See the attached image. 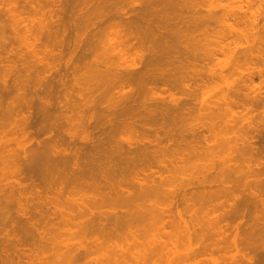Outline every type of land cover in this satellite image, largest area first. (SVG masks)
Masks as SVG:
<instances>
[{"label": "rangeland", "instance_id": "obj_1", "mask_svg": "<svg viewBox=\"0 0 264 264\" xmlns=\"http://www.w3.org/2000/svg\"><path fill=\"white\" fill-rule=\"evenodd\" d=\"M101 1H103L102 4L100 3ZM105 1L104 0H99V1L98 0H0V24L3 25L2 29L0 28V44H1L0 45L1 46L0 47V151L3 155V157H2V155H0L2 157V159L0 158V160L1 161L4 160V161H2L3 163L2 162H0V163L6 165V166L0 165V171L1 172L4 171L3 173H5V175L0 173V182H1L0 185L2 184L3 188H7L10 185L11 188L9 187L7 189L13 191V192L9 191L10 194L8 193V195L13 197L12 200H14V198L15 199L17 198L16 200H18L19 198H21V196L22 197L25 196L24 199L22 198L21 200H18V201H23L24 206L26 204V207H28V210H31V211H29L30 213L28 212L26 207H24V209H22V207H23L22 202L21 203L17 202V203H19V205L22 204L20 206V208H21V211L25 210L24 214L27 211L28 213H26V214H29V216L32 215V213H34V212L37 215V216H35V213H34L32 216H30V217L35 216V217H33V219L31 218V220H33V223L30 222L29 216L27 217L29 219H25L26 214L23 216L22 215L17 216L18 211L20 212V210H19L20 208H18L19 207L18 204H17L18 207H16V210L14 209V211H16L17 214H14L15 212L12 211V209L15 207L16 201H14L15 203L13 201H11L10 196H8L6 194V191L8 192L7 189H6V191H4V189L0 188L1 190H3L5 192V194L7 196L5 194H3L2 191H1L0 195H2V194H3V196L5 195L6 196V197H4L5 199L7 197L10 198V199L8 198L10 200V202L7 200L9 203V206H8L7 202H6V204H7L6 206L11 208L10 204H12V203L15 204V205L12 204V209H11L10 213L11 214L13 213L16 216L14 219L16 221V222L14 221V223H16V224L12 223L13 221L11 222V220H13V217H14L13 214H12L13 217H12V215L11 216L9 215L11 217V220L9 219L10 218L9 216H8L9 221L7 219H5L6 222L8 223L7 224L8 226H6V224L4 222V226H6V228H4V227L3 228L5 229L4 230L5 233L8 232L9 236L4 233V231L2 229L3 224L0 227V232L2 229V232L0 233V237H1L0 238V264H62V262H61L62 258L59 255H60V253L63 252L62 250L64 248L65 249L67 248V247H65L66 244H67V246H68V244L70 246L76 244V246L81 250H83L84 247H86V249L84 250V253H82V254H83V256L85 255L84 256L85 261L87 258V264H93V263L95 264V260L97 258H98V261L100 263L101 261L99 259L102 258V256L104 257V255H101V254L110 252V250L112 248H114V250L116 249V251H113V250L112 251H113V253L118 255L117 257H114L115 260L119 257L117 259L118 262L120 263L122 261L120 264H122L123 262L125 264H264V259H263L264 258V256H263L264 255V252H263L264 251V171L262 170V168L264 169V164L261 165V154L258 153L259 151L256 152L253 149L254 152L257 154L254 155V158H252L251 162L249 161L250 162L249 163L246 159L249 156L246 157L245 156L246 154L240 155V154H238L239 152L235 153L236 152V150H235L234 151V153L236 154L235 155V154H233V151L232 152L230 151V153H228L229 151H226L227 149L228 150L233 149V147L235 146L234 144H232V142H233L232 139H234V142H236L238 140V139L236 140V138L240 136L239 134L242 133L244 131V129L246 130L247 125L240 132H239L240 129H238V131H237L236 126L234 127V124L237 123V122L235 123V119H238V121H239L238 124L239 123L244 124V123H242L243 120H241V121L239 120L241 118H245V120H246V118H248L247 119L248 122H250V123L252 122L253 124H255V122H256L255 128L257 129V125H258V128L261 129V131L263 132V135H264V76L262 77L261 73H259V70L261 68H264V63H263L264 62L263 61L264 60V38L262 39V41L256 42V44L254 46L251 45L252 42H250V41L249 42L242 41L243 43H240V44H242V46L239 44V46H236V47L234 45H232L230 48H228V47L222 48V45L220 44V42L225 37L238 38V36H239L240 29H241V23H240V20L238 18V15L242 10V9H240L241 8V1L240 0H227V1L223 0L222 4L226 3V2H232V4H233L232 7L233 6L235 7L233 9H231L232 8L231 7V8H229V10L224 9L222 6L218 5V0H193L194 2H192L191 0H187V2H186V0H163L162 1L163 4L162 3L159 4L161 2V0L159 2L157 0V4H156V2H155L156 0H155L153 2L155 3L156 6L153 4V2H151V0H149L151 3L148 2L150 4L147 3V0L146 1L145 0H109L110 2L107 0L106 1L107 4L104 3ZM174 1L178 2L175 4L176 6L173 5ZM171 2H173V3H171ZM97 3H99V4H97ZM177 4H179L180 7L177 6ZM188 4H190V5L188 6ZM151 5L154 6V8L156 7L157 11H158V8H159V11H162L163 9L166 8L165 9L166 12H164V10L162 11L165 13V15L164 14L163 15L166 16V18L164 20H166V19L168 20V19L173 18V19H171V21L173 20L172 24H171L170 20H168L170 23L167 21L170 24V26H169V24H168V26L169 27L173 26V32H175V31L177 32V30H179L182 34V35H180L179 34L180 32L178 31L179 33H176V35L177 34H179V35H177V37H176L175 33H173V35H171L172 32H168L169 35H171L172 37L175 36L176 38H178L180 40V43H178V45H177L176 44L177 39L174 37L176 40L175 41L174 38L173 39L170 38L169 40L172 39L171 44L173 43V40L175 41V43L172 44V46L170 45V47L172 48L173 46L176 45L178 50H184V52H187V48H189L188 43H191V46L189 45L190 50L188 49L190 51L191 55L190 54L189 55L188 54H180L182 51H179L180 52L179 55L177 53L175 54L174 52L175 51L177 52V50H174V48L176 49V47H174L173 49H170L173 52L169 50V47L166 48V50L165 49H162L163 51L160 50L161 48L164 47V45L166 47V44H163V46L161 45L162 47L161 46L157 47L161 42L158 40H160V38L163 36H160V38H159L156 35L155 40H153L154 38L150 34H148V35L141 34L142 35L141 37H143V38L134 39V40H136V41H134V43L136 42L135 43L136 47L130 46L129 47L130 49L128 48L129 45L123 47L122 44H125V45L128 44L123 39V37L126 34L123 31V29L125 31H127V27H130L129 22L134 20V19H132L133 14H134L133 11H135L136 15L140 16L139 13L137 14L136 12H140V9H141V12L143 13L144 11H142V10H145V8L146 9L149 8ZM157 5H159V6H157ZM191 5L192 6L195 5V6L192 7ZM139 6L140 7L143 6V8H140ZM186 6H188L190 8H188ZM161 8H162V10H160ZM60 10H62V11H60ZM102 10H104L103 13L101 12ZM137 10H139V11H137ZM152 10H154V9H152ZM252 10L255 12H258V10H259V12H260V11L264 10V6L262 4L258 3L253 7ZM114 11H115V13H114ZM118 11H123L121 17L118 16V14L120 15V13ZM131 12H132V14H131ZM160 13L158 12L157 14H159L161 16L162 14H160ZM127 14L131 15L132 18L129 17V15L127 16ZM141 15H142L141 17H136V19L137 18L139 19L138 24L140 25V23H143V25H145V27H147L146 26L147 24L144 22H146L148 20L147 19L148 17L145 18L144 17L145 14H141ZM163 15L161 16V18H163ZM263 15H264V13H263ZM128 17H129V19H128ZM154 17H152V18H154ZM167 17H171V18H167ZM181 17H182V19H181ZM58 18L59 19L62 18V20H64L63 22L66 25L60 24V22L57 21ZM134 18H135V16H134ZM210 18H212V19H210ZM262 18H263V20L262 19L260 20L261 21L260 25H262V23L264 21V17H262ZM125 19H128L130 21L126 20L127 22H125ZM142 19H144L146 21H144ZM62 20H61V23H62ZM164 20H163V22H161L159 20L160 24L162 25V23H163L164 26L163 25L160 26L158 24L159 22L157 23L160 26V28L164 27V28L160 29V30H163V31H161V33H163L164 31L167 33V30L168 31L172 30V27L171 28L168 27L171 30H169V29L164 30L166 28V24H167V22H165ZM211 20H212V22H211ZM152 21L154 22L153 19H152ZM149 22H151V20L150 21L148 20L147 23H149ZM164 22H165V24H164ZM56 23H57V25H62V27H63V25L66 26V27H64V28H66L65 33L63 30L64 28L59 29V27L61 28V26H58V28L55 27ZM154 23L156 24V22H154ZM173 23H175V24H173ZM155 24H154V27H156V25H157V24L156 25ZM151 25L153 27L152 22H151ZM175 25H177V26H175ZM180 26H182V27H180ZM187 26L191 27L190 32L187 31V29H188ZM141 27L144 28V26H141ZM181 28L186 33L182 32ZM56 29L58 31V34L56 33L57 32ZM59 30L61 32L63 31V33H64L63 36L59 33ZM143 30H145V28ZM145 31H147V29ZM187 32H188V34L189 33L190 34L188 35ZM192 33H194V34H192ZM167 35H165L164 37H167ZM262 35L264 36V26L262 28ZM181 36L183 38H181ZM189 36L191 38L187 39V37H189ZM62 37L63 38L65 37V41L63 42V44H60L62 41L59 42L60 40L58 38L61 39ZM151 38H152V40H151ZM181 39H182V43H181ZM88 40H89V42H88ZM148 40H150L154 43H152V42L146 43V42H148ZM179 40H178V42H179ZM155 41H157L159 44L158 43L156 44ZM196 41L198 43H199V41H202L199 43V44H201V43L202 44L201 45H199V44L195 45L197 43ZM132 42H133V40H132ZM140 42H143V43L140 44L138 47V43H140ZM77 43H79L78 46H77ZM165 43H167V42H165ZM88 44H90L89 47L94 46L92 48V51H90L91 48L89 49V51H87L88 47L86 48L87 50L85 49V47ZM145 44L147 47H144ZM147 44H149V46ZM169 44H170V42H169ZM186 44H187V46H186ZM141 45H144V46H142L143 48L141 47ZM179 45H180V48L178 47ZM2 46L4 49H2ZM121 47H123L124 50H122ZM125 47H127V48H125ZM131 47H133L132 49L135 48L136 52L137 51H139V52L133 53L134 50L129 51V50H131ZM137 47H138V49H137ZM153 47H155V48L157 47V50H159V51L155 52V54H154V51H146L147 53L145 52V50H147V48L149 50H150V48H152L151 50H153ZM158 48H160V49H158ZM84 49L87 52H85ZM125 49H127L128 51L127 50L125 51ZM141 49L142 50L144 49V50L142 51ZM148 52L150 54L153 52L152 55L154 54L155 56H152V55L149 56ZM86 53H88L90 55H88ZM142 53H143V55H142ZM83 55L85 57H83ZM162 55L164 58H166L167 61H165V59L160 60V59H163V58H160V57H162ZM173 55H176V57L180 56L182 61L183 60L186 61L184 58H186V56H188V58L190 60L188 58L187 59L189 61H191L190 65H188V66L185 65V64L189 63L187 61H186L187 63H185L184 61L181 62L182 64L185 65V68H187V69L183 70L184 65L183 66L179 65L181 60L177 61V60H175L176 58H173L174 61L173 60L170 61L171 60L170 56L172 57ZM79 56H81V57H79ZM255 56H261V58L256 59ZM147 58L151 59V60L148 61ZM262 58H263V60L260 61V59H262ZM67 60H69V61H67ZM71 60H72V62H71ZM74 60L75 61L77 60V61L75 62ZM168 60L171 63H169ZM146 61L152 62V64L151 63L148 64ZM175 61L178 62V63L176 62L178 65H175L176 64ZM68 62H69V64H68ZM70 62L72 65L70 64ZM135 62H137V64ZM153 62H155V64H153ZM160 62H163V63L166 62L164 64L165 66H163V67L159 66L160 68H163V70H165L164 68L167 65L171 64L172 70L170 69L171 67H169V66H168L169 68L168 67L167 68L170 69L173 73H171V74L169 72H167V74L166 73H162V74L156 73V75H155V73H153V75H152V73H146V70H147L146 65H148V68H150L149 65L157 66V64H159ZM173 62L175 63L174 64L175 66L172 65ZM67 64L69 66H67ZM129 64H130V66H132L131 69L135 68V69H132L133 72H129L131 70L130 67H128ZM180 66H182L181 68H183L182 69L183 71L180 70L181 69V68H179ZM75 67L78 70H75ZM96 68H99L100 71L101 70L102 71L104 70V71L101 73H97L95 71ZM126 68H128L130 70L126 71L127 70ZM136 68L137 69L141 68L142 70L141 69L140 70L143 72V73L140 72L141 74H139V72H137V74H139L138 76L143 75V79H141V77H142L141 76L138 80L139 81L145 80L144 83H142V81L140 82V84L142 83V85H143V86L141 85L142 87H140L139 81H137L136 78H134L135 76L132 77V75H137L135 72V71H137ZM155 68H157V67H155ZM99 69H97V71ZM123 69L125 71V72L123 71L125 74L119 73L120 75L117 76L118 73H114L116 71L118 72L119 70L122 72ZM144 69H146L145 72H144ZM163 70H161V71H163ZM170 70H167V71H170ZM174 70H176L178 73H174L175 72ZM108 71H111V73H107ZM163 72H166V71H163ZM145 74H149V75H146L147 79L145 77ZM157 74H161L160 77H162V75H163V77H166V75L168 76V74H169V77H167V78L172 79V81H170V79H168V81H165L166 79L164 80V78H162L161 80L165 81V83L160 82L159 81L160 78L158 79L159 75L157 77ZM150 75H152V76H150ZM130 76L132 77V79H129ZM138 76H137V78H138ZM153 76H156L157 78H155ZM151 79H153V80L158 79L159 82L157 80H156L157 82L154 80L157 86L153 83V80L150 81ZM173 80H174V82H173ZM159 83H161V84H159ZM144 85H146V86L148 85V87L150 85V87H149L150 89L148 87L146 88ZM165 85H167V86H165ZM168 86H170V87H168ZM239 86H240V88H239ZM143 87H145L144 89L149 90V91L147 90L148 91L147 94L149 93V95L147 97L154 96V99H153V97L152 98L151 97L150 98L145 97L147 94H145L141 90ZM153 87L156 89V90L154 89V92H156L157 95H154L155 93L153 95H150V91H151V89H153ZM166 87H168V88H166ZM241 87H242V89H241ZM163 88L164 89L166 88V89L163 90ZM122 91H124L123 94H122ZM232 91H233V94L234 93H236V94L232 95V93H231ZM234 91H238V92H234ZM136 92H138V93L143 92L145 94V96H143L144 95L143 93L140 95L142 97H145V102L148 103L147 106H149L150 105L149 103H151L153 100H156V98H159L161 101L163 100V101L168 102L169 105L173 104L172 107L174 106V108H172L170 106H169V108L168 107H165V108H168V109L172 108L174 110L176 109L177 113H175V114H177V115L168 116V114L170 115V113H171V115H172L175 112L174 110L171 109L174 112L172 113L170 110V113H167L166 116H168L169 118L164 116L167 119L166 120L167 122H165V119H162L163 115L160 112L159 113H160L161 117L158 115V111H157V113L155 112L156 115H158V116H155V119L157 118L156 122L158 120H160V121L164 120V122L166 124L172 125L171 130L169 129L170 132L167 129L171 125L166 126L165 123H163L164 125L161 124L162 127H160V128L155 127V125L157 126V124H155L154 126L152 125V127L150 126V128H149V126H148V128L144 127V126H146L145 124L148 121L151 124L155 122L154 118L152 119L154 122H152L151 119H149L154 114L153 113L154 110H152V108H151V110L149 112L147 109V112H149L147 117L144 115H141L138 111L140 109L144 111L145 109H142V108L136 109V107L137 108H138V106L140 107V105L143 103V102L139 101L140 100L139 97H141V96H139L138 98L135 96L137 98L138 102H137L136 98L134 99V97L132 96V94H134ZM145 92H146V90H145ZM152 92H153V90H152ZM152 92H151V94H152ZM159 92H160V94L158 96ZM171 92H173L172 95H174V93H175V96H172ZM226 92H228V95L231 94L232 97H234V99L236 101L233 99L232 101L225 103V101H223V100H225L224 99L225 94L223 96V93H226ZM92 93H93V95H92ZM130 93H131V97L129 96ZM237 93H239V94H237ZM119 94H120V96H118ZM161 94L164 95V97L161 96L163 99L160 97ZM88 95H90V96L88 97ZM123 95L125 96L126 99L129 96L128 99L130 101L127 99L129 101V103L133 99L136 100L135 101L136 105H134L135 109H133L134 106L133 107L131 106L134 104L133 103L134 100L132 102L133 104L132 103L128 104V101L126 102V100L123 99L124 98ZM228 95L225 96V97H227L226 99L229 98ZM231 95H230V97H231ZM117 96L119 98L123 96L122 100L124 101L123 102L124 104L121 103L123 106L120 105L119 109L116 106L117 107V110H116L114 104L117 102L119 105L120 104L119 102L122 101L121 98L119 99V98H117ZM168 98H169V100L171 99L172 102L169 101ZM231 98H229V99H231ZM81 99H82V101H81ZM117 99H118V101L119 100L120 101L119 102L116 101ZM150 99H151V102H150ZM175 99H177L179 102V103H177L178 106H176L177 100H176V102H174ZM157 100L153 101V102H155L157 104L159 103V105L162 104V102L160 100H158V101ZM47 101L50 104H48V103L46 104L45 102H47ZM88 102L89 103L91 102V103L89 104ZM153 102L150 105V107L152 105H154V106L157 105V104H154ZM221 102H223V103H221ZM126 103L130 106H128ZM168 103L165 104V102H163L162 105L167 106ZM174 103H175V105H174ZM125 104L130 109L132 107L133 110H138V111L133 112L132 109H131L132 112H130V110L128 111L129 108H126L127 106ZM179 104L183 107V108L182 107L181 108L184 110L179 111V107H180ZM162 105H160L159 107H161ZM109 106H111V107L114 106L113 107L114 109L113 108L111 109V110H114L113 112L111 110L109 111V109L111 108V107L108 108ZM141 106H143V105H141ZM147 106H146V108H147ZM211 106L213 107L214 110L211 109L212 108ZM121 107H122V110H123V108L124 109L126 108L127 109L126 112H124L125 110L122 111ZM214 107H216V108H214ZM107 108H108V110H107ZM181 108H180V110H181ZM79 109H80V111H79ZM255 109H257V110H255ZM119 110H120V112L122 111L121 112L122 114L124 112V117H125L126 113L127 114L132 113V115L135 116V118L137 116H139L138 114H140V116H142V120L140 122L141 124L139 122L136 124H139L140 126H142V125H144V126L139 127L138 125L133 123L137 127V128H134L135 126L132 123H130L128 125L134 126V127H132L134 130L130 129L131 126L129 128L125 127V128H128V129H125L123 122L122 123L119 122L120 118H121L119 116V114L121 115V113H119ZM141 110H140V112H143ZM158 110L167 111L164 109V107L160 108V109L158 108ZM105 111L108 115H106L104 117L103 115L106 114V113L104 114ZM211 111H214V113H211ZM256 111H257V113H256ZM82 112L84 114H82ZM128 112H130V113H128ZM147 112L144 111L143 114H146ZM113 113L114 114L118 113V116L115 115L117 119H115V116ZM133 113H136L137 116ZM151 113H152V115L150 116L149 114H151ZM243 114H246L247 116L245 115L246 117L245 116L243 117L242 116ZM101 115L103 116V118L101 117ZM132 115L130 114V116H132ZM96 116L97 117L100 116L101 121H102V119H103V121L105 119L106 122H104V123L103 122H97V121H100V118H97ZM113 116H114V120H113ZM121 116L123 117V115H121ZM130 116L127 117V115H126V118L123 117L122 119L128 120L130 118ZM133 116H132V118H133ZM143 116L145 117V119L147 118L148 121L145 122L143 120ZM148 116H149V118H148ZM86 117H88V118H86ZM106 117L108 118V120H109V117L113 120V122L111 121V119L109 120L110 121L109 123L112 122L111 123L112 126L115 125V127H116L117 123L119 124V126L117 124L119 129H120V126H123L122 127L123 130L121 129L122 132L116 130L118 127L113 129L111 124H110V126L108 124V127H107V125H106L107 124V120H106L107 118ZM158 117H160V118H158ZM211 118H213V119H211ZM140 119H141V117L137 120H140ZM249 119H250V121H249ZM88 120H89V122H88ZM133 120H134V122H136V119H133ZM214 120H216V121H214ZM80 121H82L84 123L81 122L82 124L81 123L79 124ZM114 121H116L117 123L115 122V124H113ZM130 121H132V120H130ZM142 121H144L145 124ZM160 121H159V123H161ZM213 121L215 124L213 123ZM48 122H50L49 123L50 125H51V122H52V124H54V122H55L56 125H53V127H50V128H46V127L43 128L44 126H42V125H47ZM209 122L213 123L214 127L212 124H211L212 127L208 126V125H210ZM93 123H94V125H93ZM126 123L127 122H125L124 124H126ZM149 123H147V125ZM252 123L250 124V128H252V126H251ZM49 124L47 125V127L50 126ZM83 124H85V125L81 126ZM86 124H88L87 125L88 127H90L92 125H93V127H90V128H88V130H86V128H87ZM89 124H91V125H89ZM95 124H97V126L99 125L98 130H97V126L94 127ZM103 125L106 126V129L108 128L111 131L107 130V131H105L107 133H104L103 130H106V129L102 128L101 129L102 135L110 134L111 132L114 131V135H116L117 137L119 136L118 137L119 140L117 139V137L112 136V137L116 138V139L114 138V141H112V144L110 141H108V139L111 138L110 135H113V133H111L109 136H103V137H108L107 139L105 138V140H103V147H106V145L108 144L107 147L111 148L109 144H111L113 147V144L116 143L115 141L118 140L117 142H119L120 138L125 137V136L131 137V139L126 138L127 141H128V139H130V141H128V142H131L134 139H138L135 142L132 141V143L134 142V144L137 145V144H140L139 142H141L142 144L145 142L144 144H146L147 140L145 139V137H148L150 135L151 137L149 136L150 140L148 141V143L151 142L152 144L149 143L150 144L149 145L147 143L146 145H148L149 147L152 145L151 148H154L153 145L155 146V144L157 142L162 140L166 144H164L162 142H160L159 145L157 144L156 146H159L158 148L155 147V148H157V151L161 148L160 146H162V145L165 147H169L172 143L174 145L176 143V146H174V147L170 146L171 148L169 147L171 149L170 151H168V148L166 149L165 147L164 148L162 147V149H161L162 151L159 150V152L154 150L155 148L153 150L151 149L153 152L156 151L157 153L155 152L156 154L154 155V153L151 151V154L154 155V158H153V155H150V158H149L150 161H148V158L147 159L145 158L146 155L142 154V156L143 155L145 156L142 159V160L145 159L144 160L145 164L147 161H148L147 163L152 162L153 164L151 163L149 167H154L153 170H155V169L157 170L156 174H158V175H156L155 173H154V175H152V177L157 181L160 178V181L159 182L156 181L157 182L156 184L160 183V186L166 185L165 187H162V190L160 189L156 192L154 190H152V191L149 190L145 194H143V196H141L142 195L140 193L141 189L140 188L137 189V187H139V185H138L139 183H137L138 179H136V178L142 177L143 181H145L149 175L153 174L152 173L153 170H151L152 168H148L149 171L151 170V174H150V172L147 171L148 174H145L146 178H144L143 174L147 173V172H144V170L145 171L147 170V167L145 166V164H143L144 161H143V163H142V161H140L144 165V167H146V169L143 167L144 170H142V171L144 173H142V171L140 169H137L138 163L135 164L137 166L136 169H135V166L134 167L133 166H131V167L126 166L128 169L133 167L132 172H133L134 176L131 175L132 173L129 172L130 175H128V176L129 177L131 176L130 179H129V177H127V179H126V175H124L125 177L123 176V174H125L124 173L125 170L123 172L121 171L123 174L121 172L119 173L117 171V175L122 174V175H120L122 177V178L120 177L121 181L123 180V178L128 182L130 180L129 184H127V182L125 180L122 181L125 184H122L121 181L119 182V180H120L118 178L119 175L117 176L114 173H113L114 174L113 175L112 172H108V173H110L113 176L116 175L115 180L113 179L114 177L111 176L110 177V178H112L111 182H108V183H110V185H111L112 182L114 181L113 182L114 187L112 185L110 186L109 184L106 185L105 181H103V183H101L102 177H104V178L106 177L105 180L107 179L108 181H110L109 180L110 178L107 175L104 176V174H106V172L99 173L95 170V167H94V171H92V173L94 174L96 171L98 174H100V175L102 174L101 180H100V176H99V177H96V178H98L97 181H95L96 183L93 182L94 180L91 178H94L96 175L98 176V174H94L95 176L91 177L93 175L90 172L91 168L89 170L85 169L87 172H89L91 174L90 178H87V175L82 172L84 174V176L86 175L87 179L84 176H82V181L84 182V185H78L80 183L83 184V182L80 179L81 176L79 177L78 176L79 174L77 175V173H79V172L76 171V169H75L76 166L74 165V167H75L74 168L73 164L72 165L70 164L67 167L66 164H64V163L65 162L67 164H68V162L73 163L75 160V155H79L80 157L85 155V157H86L88 152L85 154L83 151L86 152L88 145H90L89 147L91 148L92 147L91 145L93 143H95V140H98V138H99V140H101L100 137L103 138L102 135H99V134H101V130H99L100 129L99 127H103ZM39 126H41V127L39 128ZM55 126H56V128H59L61 130V132H60V130L57 129V132L58 133L60 132L58 134L59 137L60 136L61 137L63 136L64 138L66 137L65 141H63L64 138L60 141L58 140L59 142L56 140L55 141L53 140V139H55L54 137L58 136L57 132L55 130L56 128L53 129ZM80 126L82 128L85 127V130L82 129ZM158 126H160V124H158ZM209 127H211V129ZM239 127H241V126H239ZM248 127H249V125L247 126V128ZM73 128L75 131L73 130ZM91 128L92 129L95 128L94 129L95 132L99 131V133H95L94 130L93 131L91 130ZM141 128L143 129V133H141L142 131H140ZM152 128L154 130L156 128L157 131L156 130L154 131ZM161 128H162V130H161ZM194 128L195 129L198 128V131L201 130V131H199L200 133L197 130H196L197 132L194 131L195 130ZM206 128H208V129H206ZM250 128H248L247 130L249 131ZM255 128L252 129V132L254 131ZM38 129L43 131V132L38 131ZM46 129H48V130L46 131ZM81 129L84 130V134H83V131L81 133ZM89 129H90V131H92L91 134L93 133L92 135L88 134L89 137H92V139H95V140L92 141L91 138H88V140L90 139L89 141H91L92 143L87 141L86 142L87 144H86L85 143V137H86L87 133H90ZM112 129H113V131H112ZM124 129H125V131H124ZM147 129H149V131ZM164 129L169 134L171 133L173 135L172 136L170 134L172 136V137L170 136L171 137L170 141H168L169 137H166V135H168V134L164 131ZM174 129H175V131H174ZM241 129H242V127H241ZM256 129H255V131H256ZM129 130H131V131H129ZM132 130L134 133H132ZM85 131H87V133ZM115 131H117V133ZM152 131H153V133H152ZM70 132H77V134L74 133L72 135V133H70ZM108 132H110V133H108ZM136 132H138V133H136ZM194 132H196L199 135L198 136V139H199L198 143L195 141V139H192V138H194V134H193ZM257 132L259 133L260 131L257 130ZM257 132H256V134H258ZM121 133H122V135H121ZM155 133H158L159 135L157 134V136H156ZM260 133L257 136H259V138L261 139V137H264V136L262 135V133L261 134ZM75 134L77 136H79L80 134L81 135L83 134L85 137L82 136L83 141H80V142H83L86 145L85 144L82 145L83 143H80L78 140H75V137H77ZM124 134H126V135H124ZM152 134H154V135H152ZM181 134L183 136H185L184 137L185 140L180 138V137H182ZM244 134H245L244 137L247 138V135H246L247 132ZM250 134H252V133H250ZM97 135H99V136L97 138H94ZM174 135H176V138H178L180 136L179 137L180 141H179V139L176 140L174 138ZM177 135H178V137H177ZM201 135L205 139L209 138L208 139L209 142L208 141L204 142L205 139L202 140L203 138H200ZM249 135H248V137H250ZM155 136L158 138L160 137V138L156 140ZM163 136H164V138H166V140L163 138ZM59 137H57V139H61ZM69 137L73 138V139L70 140ZM87 137H86V140H87ZM132 137H133V139H132ZM142 138H144L146 141L143 140ZM151 138H152V140H151ZM172 138H174V139L172 140ZM227 138H228L229 142L227 141ZM246 138H245V140H246ZM259 138H256L259 141L258 142L256 140L257 141L256 144L261 143L260 141H262V143L264 144V142H263L264 138H262L261 140H259ZM76 139H78V138H76ZM79 139L81 140V137H79ZM225 139H226V141H224ZM239 139H241V138H239ZM66 140L67 141L69 140L70 142L67 144ZM121 140H122V142H124L126 144L125 140H123L122 138H121ZM142 140H143V142H142ZM153 140H155V142L156 141L157 142L155 143ZM171 140H172V142H171ZM174 140H176V142ZM182 140H184V141H182ZM243 140H241V141H243ZM250 140H252V139H250ZM71 141H74L76 143V144L74 143L75 145H73V147H71L72 145H69V144L73 143ZM76 141H78V143L81 144L80 146H83L84 149H82L83 147L79 148V145H77L78 143ZM105 141H106V143H105ZM222 141H223V143L225 142L224 145L227 146V147L224 146V148H226L225 150H223ZM230 141H231V146L234 145L232 148H229ZM239 141L240 140H238V143H240V144H238V145L242 146L241 145L242 142L241 141L239 142ZM113 142H115V143H113ZM186 142H187V144H186ZM206 142H208V143L205 144ZM104 143L106 145H104ZM153 143H155V144H153ZM177 143H180V144H177ZM227 143L229 146L226 145ZM248 143L249 142H247V144ZM181 144H182V146H181ZM185 144H186V146H185ZM192 144H195V145H192ZM235 144H237V142ZM68 145H69V147H68ZM203 145H205L206 147H204ZM210 145H211V147H210ZM238 145H237V147H238ZM261 145H259V146H261ZM55 146L57 148H54ZM75 146H76V148L78 147L79 152L74 151V150H77L76 148L74 149ZM114 146H116V145H114ZM243 146L246 147V145H244V144H243ZM248 146L249 145H247V148H248ZM126 147H127V145H126ZM183 147H185L186 149ZM66 148L68 149L67 152H66ZM70 148H71V150L73 148V150L71 151ZM176 148H179V150ZM189 148L192 149L191 152H190ZM195 148L199 151H197ZM247 148H246V150L244 149L245 152L247 151ZM5 149H7V151H8V149L9 150L11 149V152L9 151V157H10V153L13 155V152L15 154L16 150L18 151L16 158H15V155H13L14 159L16 160V162H13L14 164L12 163V161H14V160L10 159V158H12V156L10 158H7V159L5 158L6 155L4 157V152L7 153V151H5ZM19 149H21L20 150L21 152H19ZM53 149H54V151L57 149L56 151H58V152H59V150H61V151L63 150L62 152L63 153L66 152L67 156L70 155L69 157H67L64 154H61V152L54 153V155H53L52 151H51V155H53V156L57 155V157H58V155H60V157H58V158L55 157V158H57V160H59L61 158L59 161H56V162L61 161L60 164L63 162V164L65 165V168H63L64 167L63 165L61 166L63 169L61 171H63V173L60 172V176H62V178H60V176H58V178L56 177L60 171V166L57 167V164H59V163L54 162V163H56L55 165H53L54 169L56 170L55 171V170H53V167H52V169H49L46 162H43V160H42V156L44 155V153H46L47 150H48V152H50L49 150H53ZM181 149H183V152ZM200 149L203 151H201ZM215 149H217V150L219 149V150L215 151ZM235 149H237V148H235ZM249 149H248V151H250ZM80 150L81 151L83 150V151L80 153ZM186 150H187V152H186ZM69 151H71L70 152L71 154L69 153ZM89 151H90V149H89ZM225 151L227 152V154L225 153L224 157L226 159L224 160V158L222 157L221 154L222 153L224 154ZM73 152H75L76 154H74ZM179 152H181V153L179 154ZM20 153H21V155H20ZM78 153H80V154H78ZM198 153H200V154H198ZM240 153H242V151ZM249 153H251V152H248V154ZM263 153L264 152H262V154ZM18 154L20 156H22L23 159ZM72 154H74V155H72ZM217 154L218 155L220 154V156H218ZM231 154L235 155V157L237 156V154L239 156H245L243 158L240 157V159H244L251 166H254V165H255L254 167L257 166L256 169L260 168L261 171H263L262 174H261V171L259 172V174L257 172H256V174H255V172H252L253 170H255V168L253 167V169H252L251 166H250L251 168H248V171H247V167H249V165L246 164L245 161H244L245 163H241L243 161H241V162L238 161L239 158L237 159L238 162L235 159H233L234 156L232 157L233 160L232 159L230 161L227 160L228 157L230 158V156H232ZM258 154H260V156ZM176 155H177V157H176ZM63 156H66L68 159L65 157L64 161H63L62 160ZM71 156H72V158L74 157L73 162H71L72 160H70ZM137 156H136V161H137ZM140 156H141V154H140ZM140 156H138L139 157L138 160L140 159ZM262 156H264V155H262ZM7 157H8V155H7ZM85 157H84L85 161L87 158H88L87 160H89L88 155L86 158ZM173 157H175V158L173 159ZM257 157L260 158V160ZM3 158H5L6 161L10 160V162L14 165V167L17 166V163L21 164V165L18 164L19 168L21 167L20 168L21 170L18 171L19 168L14 169L13 166L11 165V163L8 161V163H9V165H8L7 162L5 161V159H3ZM17 158L18 159L21 158L20 161ZM24 158H27L28 161H25ZM66 159L68 162L65 161ZM160 159L162 160V163H164L165 165L168 166V168H167V166L162 164L161 161L158 162V160H160ZM255 159H256V161H255ZM257 159L260 161V164L257 162L258 161ZM127 160H128V158H127ZM130 160H131V165H133L132 161L135 159H133V160L130 159ZM226 160L229 161V163L226 162ZM248 160H250V157ZM115 161L119 164L120 167H121V165H123V163H125V164L127 163L126 159H125V161H121L122 163L120 162V160H118V161L115 160ZM136 161H135V163H136ZM23 162H24V164L26 163L25 166H24V164H22ZM28 162H30L29 164L32 163L31 166L28 168V169H31V167H33L32 170H27V168L25 170V168H23V167L29 166ZM225 162H226V164L224 166ZM234 162H236L237 164L241 163L243 166H245V164L248 165V166L244 167V169L246 168V171H243V175H241V177H240L239 173L243 169H241L240 172H238V170L236 169L235 172H238L239 176L236 174L238 177L233 174V173H235L234 172L235 169H233V171H232L233 173H231L232 168H229L231 163L232 164L230 167H233V168L241 166V164L239 166L238 165L236 166V164H234ZM15 163H16V165H15ZM141 163H139V164L141 165ZM33 164L35 166L37 165V167L33 166ZM111 164H113V163H111ZM125 164L122 167H124ZM128 164L130 165V162L127 163L126 165H128ZM10 165L13 168L12 171H11L12 168L10 169V167H11ZM143 165H141L139 167H141V169H142ZM2 166L4 169L3 171L1 170ZM8 166H10V167H8ZM83 166H84V164H83ZM72 167L74 169L73 170L74 172L73 173H72V171L68 172L69 170L72 169ZM22 168L24 170H22ZM57 168L59 169V171L57 170ZM224 168H229L230 170L229 169L226 170ZM240 168H243V167H239V169ZM96 169H98V168H96ZM123 169H125V167L122 168L121 170H123ZM132 169H130V170H132ZM223 169L226 172L229 171L228 173L229 174L231 173L234 177L230 174L231 177L225 178L226 176L228 177L230 175L226 174V176H224L225 173L223 172ZM249 169H251V171H249ZM258 169H257V171L260 170V169L259 170ZM14 170H17V171H14ZM52 170H53V172L58 171L57 174L54 173V174H56L55 177L57 178V180H55L56 178L52 179V177L49 176L50 174L47 173V172H51ZM65 170H66V172H65ZM77 170L80 171L79 169H77ZM85 170H84V172H85ZM91 170H93V167ZM98 170H100V169H98ZM111 171H112V169H111ZM220 172H221V174H220ZM65 173H66V175H67V173H71V174H69L71 176H68V175L66 176ZM74 173H76L75 175L80 180L77 178H74V180L75 179L76 180L74 182L73 181L71 182V180H72L71 177L73 176L72 174H74ZM89 173H87V174L89 175ZM140 173H142V174H140ZM214 173H216L217 176ZM136 174H137V176H136ZM206 174H207V176H206ZM211 174H214V176L216 178ZM80 175H81V173H80ZM33 176L38 179V182H37V179L34 178ZM64 176H66V177H64ZM205 176L207 177L208 180H210L211 183L206 179ZM212 176H213V178H215V180H213ZM73 177H75V176H73ZM33 178L35 179V182H34V180L33 181L31 180ZM68 178H70L71 180L70 179L68 180ZM96 178H95V180H96ZM151 178L148 177L149 180ZM153 178L151 180H153ZM61 179H62V181L64 180L63 184L60 183V182H62ZM83 179H86V180L84 181ZM161 179L165 180V182L163 180L162 184H161V181H162ZM205 179H206V182L205 181H204L205 183L202 182ZM221 179H223V180H221ZM224 179H226V180L224 181ZM51 180H52V182H51ZM77 180L79 183L77 182ZM151 180L150 181L146 180V181H148V183L150 185H152L153 183H155V181L153 180L151 182ZM170 180H173L172 182H175V183L170 184V182H171ZM17 181H19V182H17ZM230 181L231 182L233 181V182L230 183ZM20 182H21V184L19 185ZM33 182H34V184H33ZM49 182H51L50 185H48ZM75 182H77V184ZM115 182L118 183V184H116V186H115ZM227 182H229L231 185L228 184ZM10 183H12V184L14 183L13 184L14 186L11 185ZM35 183L38 185L35 186ZM39 183H40V185H39ZM100 183H101V185H99ZM104 183H105V185H104ZM163 183H165V184H163ZM2 185L0 187H2ZM60 185L63 186L62 189L60 188ZM98 185L101 186L100 187L101 189L102 188H104V189L101 190L100 188H98ZM102 185H103V187H102ZM119 185H122L123 188L125 186L128 188L125 187L123 189ZM12 186L15 187L16 189L17 188L22 189L21 192L18 189V191L20 192V193H18L19 196H17L16 193H14L15 188L12 189ZM47 186L48 187L51 186V188H47ZM168 186L173 187L171 189H173L174 191L171 189H168V191H167V188H169ZM225 186H227L228 189H225ZM95 187H97V188H95ZM109 187H112V189L111 188L108 189V190H111L112 194L108 193L107 189H106V192H103V191H105V188H109ZM115 187H117V189H119V190H117V192H120V193L124 192L125 193L124 197H126L128 199V201L125 198L126 201L122 204V201H124V200H122L120 196H117V194L115 193L116 190L114 189ZM223 187L226 190V192H225V190H223ZM36 188H38L40 191L38 189L36 191ZM129 188H130V190H128ZM164 188H165V190H164ZM231 188H233L234 190ZM120 189H121V191H120ZM41 190H43V193H40V192H42ZM15 191H17V190H15ZM23 191H24V193H23ZM25 191L26 192L30 191L32 194L29 192L28 193L29 195H27L28 196L27 197L25 195L26 194ZM37 192H39L40 194L38 195ZM233 192H235V193H233ZM11 193L12 194L14 193V195H11ZM21 193H23V194L20 195ZM230 193L233 195H231ZM257 193H258V196L259 195L261 196V199L263 198L262 199L263 201H261L260 198H258V197L256 198V196H255L256 199L254 200L253 196L255 194L257 195ZM115 194L117 196V199L115 197ZM128 194L130 195L129 197L131 199L129 197H127ZM224 194H225V196L227 194V196L224 197ZM41 195L44 196L43 197L44 199L42 198ZM240 195H242V196L245 195V196H243V198H240ZM251 195H253V196H251ZM15 196H17V197H15ZM46 196L48 197L47 200H49V201L46 200L47 202L45 201ZM228 196L231 198H229ZM234 196H235V198H234ZM38 197H39V199H38ZM118 197H120V198H118ZM244 197H245V199H244ZM249 197H252L253 199L251 198L252 199L251 200V199H249ZM109 198H111V199H109ZM114 198H115V200L120 199V200H118L119 202L118 201L116 202L114 200ZM227 198H229V199H227ZM41 199L43 201L42 204L45 202L44 203L45 205L41 204L42 205L41 206L39 204L41 207H39V206L37 207V204L39 201H41ZM222 199H224L225 201H223ZM234 199H236L237 202ZM242 200L244 203H246L247 201L248 202L246 204H243ZM113 201H114V204H117V205L120 204V207H119V205L118 206L114 205ZM230 201H232V202H230ZM238 201H239V204H241L244 208L237 204ZM48 202H51V203H48ZM126 202H127V206H126ZM128 202H129V204H128ZM221 202L222 203L224 202V205H222ZM121 204L122 205L125 204V206H122ZM139 204H141V206L144 209H142L141 206L139 208ZM143 204L147 208L150 205V208L145 209ZM214 204L216 207L214 206ZM220 204L223 207L219 208ZM227 204H228V206H227ZM235 204H237V207L240 206L241 208H243V210L242 209L240 210V207L238 208L239 209L238 210L237 207L235 206L236 211H234L235 209L231 208V205L233 207ZM153 205H155V206H153ZM176 205H178V206H176ZM229 205H230V207H229ZM29 206L32 208H30ZM151 207H152V209H154V207L155 208L157 207L156 210H159L160 209L159 207H163V208H161L162 211L163 210L166 211L165 208L167 207L166 218L168 221H166L167 223L165 221H161L162 224H164V222H165V224H164V225H166L165 227L160 224V221H158L160 225L158 223H155V222H157L156 221L157 215L149 213L150 211L148 212V210L151 209ZM171 207H173V208H171ZM212 207H214V208H212ZM34 208H35V211H34ZM169 208H170V210H169ZM176 208H177V210H176ZM17 209H18V211H17ZM37 209L39 211H37ZM40 209H41V211H40ZM172 209H173V211H172ZM227 209H228V211L230 209H233V211L236 212L237 214H234L233 211H229L230 213L234 214L233 215V214L229 213L232 216L231 218L229 215L223 216L222 213L228 212ZM42 210L43 211L45 210V211L43 213H41ZM125 210H126V212H125ZM168 210H169V212H168ZM180 210H182V212ZM217 210L219 211V214H218ZM224 210H226V211H224ZM9 211H10V209H9ZM88 211L93 212V214L95 213V215H94L95 218L98 217L97 220L95 219L94 222H92L93 224L86 223L85 218L87 216ZM116 211H117V213H115ZM143 211H145V213ZM154 211H155V209L152 210L151 212L157 213V214L158 213L161 214V212H162V211H160V212L159 211L154 212ZM165 211L162 212V215L164 216V218H165ZM237 211H240V212L244 211L243 212L244 215L241 213H238ZM127 212L129 213V215L126 216L125 213L128 214ZM175 212H176V214H175ZM220 212H221V214H220ZM10 213L8 212V214H10ZM22 213L23 212H21V214ZM146 213H147V215H143ZM148 213L151 215L152 219L150 218V215ZM238 214H239V216H237ZM117 215H119V219H117L118 218ZM216 215H218L217 220L215 217ZM219 215L221 216L220 218L222 220H223V218L225 219L227 217V219H225L223 222H221L222 224L220 222H218V220L220 219ZM158 216H160V215H158ZM235 216H237V217L235 218ZM211 217H213V218H211ZM16 218L18 219V221L21 219L20 221H22L21 223L25 227H23L21 225V223L19 224V222L17 221ZM160 218H162V217H158L157 220H159ZM166 218H165V220H166ZM2 219H3V217H2ZM23 219H25V221L26 220L27 221L25 222ZM212 219H213V221H211ZM214 219L216 220V222ZM232 219H234V220H232ZM154 220H155V222H154ZM175 220H176V222H175ZM222 220H220V221H222ZM95 221H97V222H95ZM231 221H233V222H231ZM234 221H235L236 225L235 224L233 225ZM246 221L248 223H246ZM227 222H228V224L232 223V225L231 224H229V225L225 224ZM239 222H240V224H239ZM94 223H96V224L94 225ZM213 223H215V224H213ZM216 223H217V226H216ZM223 223L225 226L223 225ZM12 224H14L13 226L17 227V229L14 228L12 226ZM185 224L187 225V227L184 226ZM220 224L222 227L224 226V229L222 227H220ZM242 224L245 227H243ZM101 225H102V227H103V225L104 226L106 225L104 228L108 227L109 230H110V228H111V230L109 231L108 229H104L101 227ZM158 225L162 228H160ZM11 227H13V228H11ZM99 227L101 228L100 230H99ZM226 227H228L229 229H226ZM163 228L168 229L166 231H168V233L170 232L169 233L170 235L168 234L169 236H167V235L165 236V234H167V232L165 231L166 233L164 234V232H162ZM235 228H237V229H235ZM8 229H10L9 230L10 233H9ZM12 229H13V231H12ZM15 229H16V231H14ZM104 230H107L108 231L107 233H109V234L107 235L104 232ZM112 230H113V232H112ZM193 230L198 232L197 233L198 236H194V235H197V234H195L196 232H194L193 234L191 233V231L193 232ZM72 231H74L76 235H74V233ZM98 231L100 233H98ZM221 231H222V233L224 231V234H226L227 236L226 235L224 236V234L222 236H220L222 234V233H220ZM101 232H102V234H101ZM103 232L107 236H105V234H103ZM227 232H228V234H227ZM14 233L16 234V237H17V234L19 233L18 234V239H20L19 241L17 238L16 239L14 238L15 237ZM187 233L190 234L192 237L191 236L188 237ZM7 236L9 237V239L7 238ZM19 236H20V238H19ZM72 236H73V238H72ZM10 237H11V240L13 239V241L10 240ZM219 237H222V238H219ZM5 238L7 239V241ZM210 238H213V240L212 239L210 240ZM161 239H162V241L164 240L165 245H163V247H161L160 250H156V245L159 244V240H161ZM208 239L210 241H212V243L209 242ZM218 239L219 240L222 239V240L220 242H218ZM8 240H10V241H8ZM16 240L19 243H17ZM69 241L70 242L73 241V242L70 243ZM74 241L79 242L80 245H78L79 243L78 244L74 243ZM162 241H160V242H162ZM216 241H217V244L215 243ZM15 242H16V244H14ZM206 243H208L209 246H206L205 245ZM81 246H83V247H81ZM204 246H206V247L204 248ZM107 249H109V250L107 251ZM215 249H218V250H215ZM4 250L7 252H5ZM88 250H89V252H87ZM118 250L120 252H118ZM121 250H122V253H121ZM213 250H215V251H213ZM85 252L88 254H86ZM261 252H262V255H261ZM118 253H121V255H119ZM104 258L106 259V257H104ZM122 259H125L126 262L123 261ZM115 260L113 262H114V264H117L118 262H116L117 260L116 261ZM98 261L96 260V263ZM113 262H112V264H113Z\"/></svg>", "mask_w": 264, "mask_h": 264}, {"label": "bare ground", "instance_id": "obj_2", "mask_svg": "<svg viewBox=\"0 0 264 264\" xmlns=\"http://www.w3.org/2000/svg\"><path fill=\"white\" fill-rule=\"evenodd\" d=\"M98 1H99V0H98ZM104 1H105V0H104ZM106 1H107V0H106ZM106 1H105L104 3H106ZM108 1H109V0H108ZM145 1H146V0H145ZM153 1H155V0H151V2H153ZM159 1H160V0H158V2H159ZM162 1H163V0H161V2H160L159 4H161ZM191 1L194 2L193 0H191ZM222 1H223V0H218V5L222 6L224 9H228V10H229V8H231L232 5H233L232 2H226V3H223V4H222ZM226 1H227V0H226ZM240 1H241V8H240V9H242V10H241V12H240L239 15H238V18H239L240 23H241V29H240L239 36H238V38H229V37H225V38L220 42V44L222 45V48H224V47H228V48H230L232 45H234L235 47H236V46H239L240 43H243L242 41H246V42H249V41H250V42H252L251 45L254 46V45L256 44V42H258V41H262V39L264 38V36L262 35V28H263V26H264V21H263L262 25H260V22H261L260 20H261V19L263 20L262 17H264V15H263L264 10H263V11H260V12H259V10H258V12H255V11L252 10L253 7H254L256 4H258V3H259V4H262V5L264 6V0H240ZM109 2H110V1H109ZM137 2H138V1H137ZM148 2H150V1L147 0V3H148ZM151 2H150V3H151ZM155 2H156V4H157V0H156ZM164 2H165V1H164ZM186 2H187V0H186ZM192 2H191V3H192ZM100 3L102 4L103 1H101ZM138 3H139V2H138ZM142 3H143V2H142ZM142 3H141V4H142ZM145 3H146V2H145ZM150 3H148V4H150ZM167 3H168V2H167ZM167 3H166V4H167ZM171 3H173V2H171ZM176 3H178V2H177V1H174L173 5L176 6V5H175ZM233 3H234V2H233ZM97 4H99V3H97ZM106 4H107V3H106ZM153 4L155 5L154 2H153ZM162 4H163V3H162ZM192 4H193V3H192ZM136 5H137V4H136ZM164 5H165V4H164ZM170 5H171V4H170ZM189 5H190V4H188V6H189ZM148 6H149V5H148ZM148 6H147V7H148ZM151 6H152V5H151ZM151 6H150V7H151ZM155 6H156V5H155ZM157 6H159V5H157ZM177 6H179V4H177ZM188 6H186V7H188ZM191 6H192V5H191ZM193 6H195V5H193ZM193 6H192V7H193ZM245 6H246V7H245ZM139 7H140V6H139ZM150 7L147 8V9L144 7L145 10H142V11H144L143 13L141 12V9H140V12H136L137 14L139 13L140 16L136 15V14H135V11H133V13H134V14H133V18H132L131 15L127 14V16L129 15V17H131V18L134 19V20H132V21L128 20L129 17H128V19H125V22H127L126 20L130 21V22H129V23H130V27H127V31H125V30L123 29V31L126 33L125 36L123 37V39L128 43V44H127V43L124 41L127 45L122 44L123 47H124V46H128V45H129L128 48H129L130 46L136 47V44H135L136 42L134 43V41H136V40H134V39H141V38H143V37H141V36H142L141 34H144V35H148V34H150V35L153 36V38H154L153 40H155L156 35H157L159 38H160V36H163V37L160 38V40H158V41H161L162 43L160 42V44H159L157 41H155L156 44H157V43L159 44L157 47H160L161 45L163 46V44H166V47H165V45H164L163 48H161V49L158 48V49H160V50H162V49H165V50H166V48H168V47H169V50H170V49H173L174 47H176V45H175V46H173V47L171 48L170 45L172 46V44L175 43V41H176L175 38L177 37V35H179V34L182 35V34H181V32H180L179 30H177V32L174 30L175 32H173V26H171V27H172V30L169 29V28H171V27H169V26H170L169 23L171 22V24H172V21H173V20L171 21V19H173V18H171V17H167V18H171V19H168V20H170V22H169L167 19L164 20V19L166 18V16H164V15H165L164 12H166V10H165L166 8H165V7H164L165 9H163L164 12H162V11H163L162 8L160 9V10H162V11H159V8H158V11H157V10H156V9H157L156 7H155V8H154V6H152L151 8H150ZM179 7H180V6H179ZM140 8H143V6L140 7ZM167 8H168V7H167ZM181 8H182V7H181ZM188 8H190V7H188ZM233 8H235V7L233 6L231 9H233ZM152 9H154V10H152ZM100 10H101V9H100ZM118 10H119V9H118ZM123 10H124V9H123ZM228 10H227V11H228ZM60 11H62V10H60ZM103 11H104V10H102L101 12L103 13ZM137 11H139V10H137ZM118 12L120 13V15L118 14V16L121 17L123 11H118ZM126 12H127V11H126ZM126 12H125V13H126ZM155 12H156V13H155ZM158 12H159V13L161 12L160 14H162V15L164 14V15H163V18H161L162 15L160 16L159 14H157ZM174 12H175V11H174ZM104 13H105V12H104ZM114 13H115V11H114ZM114 13H113V14H114ZM169 13H170V12H169ZM182 13H183V12H182ZM113 14H112V15H113ZM131 14H132V12H131ZM141 14H145V16H144V15H143V16H144L145 18L148 17L147 19H148L149 21L151 20V22H152V24H153V27H152L151 22H149V23H150V24H149V23H147L148 20L146 21V20L142 19V20L146 21V22H144V21H143V22L147 24V25H146L147 27H145V25H143V23H140V25H141V26H144L145 30L147 29V31L143 30L144 28H142V27L138 24V23H139V19H138V18L136 19V17H141V16H142ZM167 14H168V13H167ZM170 14H171V13H170ZM170 14H169V15H170ZM125 15H126V14H125ZM125 15H124V16H125ZM155 15H156V16H155ZM184 15H185V14H184ZM113 16H114V15H113ZM134 16H135V18H134ZM154 16H155V17H154ZM180 16H181V15H180ZM187 16H188V15H187ZM189 16H190V15H189ZM61 17H62V16H61ZM152 17H154V18H152ZM183 17H184V16H183ZM131 18H130V19H131ZM142 18H143V17H142ZM150 18H151V19H150ZM177 18H178V17H177ZM185 18H186V17H185ZM152 19L154 20V22H156V24L159 22L158 24H159L160 26L163 25V23H162V25L160 24V21H161V22H163V20H164L165 22L168 21L169 23L167 22V24H166V28H165L164 30L169 29V30H171V31H168V30H167V33H166L165 31H164L165 33H164V32L161 33V31H163V30H160V29H161V28H164V27H161V28H160V26H159L158 24L156 25V24L152 21ZM162 19H163V20H162ZM181 19H182V17H181ZM210 19H212V18H210ZM59 20H60V21H59ZM61 20H62V18H61V19H59V18L57 19V21L60 22V24H65V23L63 22L64 20H62V23H61ZM159 20H160V21H159ZM176 21H177V20H176ZM182 21H183V20H182ZM58 22H57V23H58ZM125 22H124V23H125ZM140 22H141V21H140ZM165 22H164V24H165ZM183 22H184V21H183ZM183 22H182V23H183ZM211 22H212V20H211ZM57 23H56V25H57ZM187 23H188V22H187ZM127 24H128V23H127ZM127 24H126V25H127ZM154 24L156 25V27H154ZM168 24H169V26H168ZM173 24H175V23H173ZM179 24H180V23H179ZM56 25H55V27H57V28H58V26H61V28L59 27V29H63L64 27H66V26H64V25H63V27H62V25H57V26H56ZM65 25H66V24H65ZM149 25H150V26H149ZM139 26H140V27H139ZM163 26H164V25H163ZM175 26H177V25H175ZM175 26H174V27H175ZM2 27H3V25L0 24V28H1V29H2ZM168 27H169V28H168ZM178 27H179V26H178ZM180 27H182V26H180ZM184 28H185V27H184ZM184 28H183V29H184ZM187 28H188L187 31L190 32V31H191V27L187 26ZM174 29H175V28H174ZM63 30H64V33H65L66 28H64ZM140 30H141V31H140ZM142 30H143V31H142ZM185 30H186V29H185ZM56 31H57V29H56ZM56 31H55V32H56ZM178 31H179L180 33H179ZM181 31L184 32V33H186L184 30H182V28H181ZM192 31H193V30H192ZM146 32H147V33H146ZM168 32H172L171 35H173V33H175V35H176V33H179V34H177L176 37L174 36V37H175V38H174V37H172L171 35H169ZM188 32H187V34H188ZM194 32H195V31H194ZM56 33L58 34V31H57ZM59 33H60L62 36H63V34H64L63 31L61 32L60 30H59ZM60 34H59V35H60ZM164 34H165V35L168 34V35H167L168 38H167V37H164V36H165ZM189 34H190V33H189ZM189 34H188V35H189ZM192 34H194V33H192ZM122 35H123V34H122ZM188 35H187V36H188ZM60 37H61V36H60ZM194 37H195V36H194ZM88 38H89V37H88ZM159 38H158V39H159ZM163 38H164L165 40H164ZM170 38H172V39L174 38V40H175V41L173 40V43H172V44H171V40H172V39L169 40ZM181 38H183V37L181 36ZM188 38H191V37L189 36V37H187V39H188ZM58 39L60 40L59 42L62 41L60 44H63V42L65 41V37H64V38L62 37L61 39L58 38ZM84 39H85V38H84ZM162 39H163V40H162ZM166 39H167V40H166ZM176 39H177L176 44L178 45V43H180V40H179L178 38H176ZM199 39H200V38H199ZM132 40H133V42H132ZM151 40H152V38H151ZM178 40H179V42H178ZM194 40H195V39H194ZM90 41H91V40H90ZM146 41H147V40H146ZM146 41H145V42H146ZM149 41H150V40H148V42H146V43H151V42H152V41H150V42H149ZM189 41H190V40H189ZM88 42H89V40H88ZM145 42H144V43H145ZM165 42H167V43H165ZM169 42H170V44H169ZM196 42H197V41H196ZM196 42H195V43H196ZM200 42H202V41H199V43H200ZM79 43H80V42H79ZM79 43H77V46H78ZM142 43H143V42L138 43V47H139V45L142 44ZM152 43H154V42H152ZM181 43H182V39H181ZM199 43L197 42L195 45H198ZM85 44H86V43H85ZM134 44H135V45H134ZM168 44H169V45H168ZM188 44L191 46V43H188ZM192 44H193V43H192ZM201 44H202V43H201ZM201 44H199V45H201ZM0 45H1V44H0ZM91 45H92V44H91ZM147 45L149 46V44H147ZM189 45H188L189 48H187V52H188V53H187V52H184V50H178L177 47H176V49L174 48V50H177V52L175 51L174 53H175V54L177 53V54L179 55V53H180L179 51H182L180 54H188V55H189V54H190V51H189V50H190V46H189ZM240 45L242 46V44H240ZM89 46H90V44H88V45L85 47V49L88 47V50H87V49H86V50L89 51V49L91 48L90 51H92V48H93L94 46H93V47H89ZM142 46H144V45H141V47H142ZM154 46H155V45H154ZM162 46H161V47H162ZM186 46H187V44H186ZM0 47H1V46H0ZM62 47H63V46H62ZM123 47H121L122 50H124ZM133 47H131V50H129V51L134 50L133 53H135L136 50H135V48L132 49ZM138 47H137V49H138ZM141 47H140V48H141ZM144 47H147L146 44H145ZM157 47H156V48L153 47V50H151L152 48H150V50H149V49H148L149 47H148L147 50H145V52H146V51H154V54H155V52H158V51H159V50H157ZM178 47L180 48V45H179ZM79 48H80V47H79ZM125 48H127V47H125ZM142 48H143V47H142ZM2 49H4L3 46H2ZM61 49H62V48H61ZM85 49H84V51L87 52ZM129 49H130V48H129ZM188 49H189V50H188ZM75 50H76V49H75ZM78 50H79V49H78ZM126 50H127V49H125V51H126ZM139 50H140V49H139ZM141 50H142V49H141ZM143 50H144V49H143ZM143 50H142V51H143ZM167 50H168V49H167ZM169 50H168V51H169ZM76 51H77V50H76ZM79 51H80V50H79ZM84 51H83V52H84ZM127 51H128V50H127ZM162 51H163V50H162ZM168 51H167V52H168ZM170 51H172V50H170ZM170 51H169V52H170ZM59 52H60V51H59ZM85 52H84V53H85ZM138 52H139V51H137L136 53H138ZM140 52H141V51H140ZM172 52H173V51H172ZM75 53H76V52H75ZM78 53H79V52H78ZM84 53H83V54H84ZM146 53H147V52H146ZM152 53H153V52H152ZM152 53L150 54V53L148 52V55L150 56V55H152ZM60 54H61V53H60ZM63 54H64V53H63ZM72 54H73V53H72ZM86 54H88V53H86ZM144 54H145V53H144ZM154 54H153L152 56H155ZM166 54H167V53H166ZM73 55H74V54H73ZM88 55H90V54H88ZM134 55H135V54H134ZM142 55H143V53H142ZM190 55H191V54H190ZM81 56H82V55H81ZM81 56H79V57H81ZM137 56H138V55H137ZM83 57H85V56L83 55ZM83 57H82V58H83ZM86 57H87V56H86ZM92 57H93V56H92ZM94 57H95V56H94ZM134 57H135V56H134ZM138 57H139V56H138ZM71 58H72V57H71ZM73 58H74V57H73ZM87 58H88V57H87ZM156 58H157V57H156ZM158 58H159V57H158ZM160 58H163V59H160V60H164V59H165V61H167L166 58L163 57V55H162V57H160ZM173 58H176L175 60H177V61L181 60L180 63H179V65H182V66L184 65V64L181 63V62H183L184 60L182 61V59L180 58V56H179V57H176V55H173L172 57L170 56V59H171L170 61H172ZM187 58H188V56H186V58H184V59H185L187 62H189L188 64H185V65L188 66V65H190L191 61H189L190 59L188 58V59H189V60H188ZM255 58H256V59H259V58H261V56H255ZM140 59H141V58H140ZM147 59H148V58H147ZM152 59H153V58H152ZM167 59H168V58H167ZM150 60H151V59H148V61H150ZM261 60H263V58L260 59V61H261ZM67 61H69V60H67ZM74 61H75V60H74ZM76 61H77V60H76ZM76 61H75V62H76ZM138 61H139V60H138ZM148 61H146L148 64H150V63L152 64V62H148ZM168 61H169V60H168ZM170 61H169V63H171ZM173 61H174V60H173ZM177 61H175V63H176ZM186 61H184V62L187 63ZM263 61H264V60H263ZM263 61H262V62H263ZM71 62H72V60H71ZM71 62H70V64H71ZM141 62H142V61H141ZM143 62H144V61H143ZM135 63L137 64V62H135ZM157 63H158V62H157ZM160 63L162 64L163 62H160ZM160 63L157 64V66H155V65H154V66L157 67V68H158L159 66H162V67H163V66H165L164 64H165L166 62L163 63L162 65H161ZM175 63L173 62L172 65H174ZM177 63H178V62H177ZM177 63H176L175 65H178ZM263 63H264V62H263ZM68 64H69V62H68ZM68 64H67V66H69ZM153 64H155V62H153ZM49 65H50V64H49ZM71 65H72V64H71ZM131 65H132V64H131ZM133 65H134V64H133ZM139 65H140V64H139ZM175 65H174V66H175ZM185 65L183 66L184 69L181 68L182 66H180V67H179V68H181L180 70H182V69H183V70L187 69V68H185ZM51 66H52V65H51ZM79 66H80V65H79ZM134 66H135V65H134ZM146 66H147V68H146V67H145V68H146L147 70L144 69V72H145V70H146V73H152V75H153V73H155V75H156V73H161V74H162V73H166V74H167V72H169L170 74L173 73V72L171 71V70H172L171 64L167 65V66L164 68L165 70H163V68H160V67L158 68V69H159V70H158V69L155 68L153 65H149L150 68H148V65H146ZM168 66L171 67V68H170L171 70L168 69V68H169ZM187 66H186V67H187ZM77 67H78V66H77ZM128 67H130V69H131L132 66H130V64H129ZM167 67H168V68H167ZM51 68H52V67H51ZM78 68H79V67H78ZM154 68H155V69H154ZM189 68H190V67H189ZM189 68H188V69H189ZM97 69H99V68H96V69H95V71H96L97 73H101V72L104 71V70H103V71H102V70L100 71V69L97 71ZM126 69H127L126 71L130 70V69H128V68H126ZM132 69H135V68H132ZM132 69H131V70H132ZM140 69H141V68H139V69L136 68V70H137V71H135L136 74H137V72H139V74L143 73V72L141 71L142 69H141V70H140ZM166 69H167V70H170V71H167ZM177 69H178V68H177ZM53 70H54V69H53ZM75 70H78V69H76V67H75ZM131 70H130L129 72H133V70H132V71H131ZM139 70H140V71H139ZM161 70L166 71V72H163V71H161ZM183 70H182V71H183ZM99 71H100V72H99ZM119 71H120V70H119ZM119 71H118V72L116 71V72H114V73H118L117 76H119V75H120L119 73H124V72H125L124 69L122 70V72H121V71L119 72ZM123 71H124V72H123ZM159 71H160V72H159ZM174 71H175L174 73H178L176 70H174ZM135 72H134V73H135ZM140 72H141V73H140ZM107 73H111V71H108ZM259 73H261V76L263 77V76H264V68H261V69L259 70ZM124 74H125V73H124ZM139 74H137V75H132V77L135 76L134 78H136V80L139 81L138 79H139L141 76H142L141 79H143V75L138 76ZM161 74H157V77H158V75H159L158 79L160 78V79H159L160 82H164V83H165V81H168V79H170V78H167V77H169V74H168V76L166 75V77H163V75H162V77H160ZM129 75H130V74H129ZM146 75H149V74H145V77H146ZM152 75H150V76H152ZM123 76H124V75H123ZM137 76H138V78H137ZM132 77L130 76L129 79H132ZM153 77L157 78L156 76H153ZM162 78H164V80H165V79H166V80L163 81V80H161ZM141 79H140V80H141ZM144 79H145V78H144ZM146 79H147V77H146ZM158 79H156V80L158 81ZM133 80H134V79H133ZM133 80H132V81H133ZM152 80H153V79H151L150 81H152ZM154 80H155V79H154ZM154 80H153V83L156 85V83H155L156 80H155V81H154ZM141 81H142V83L145 82V80H141ZM141 81H139V85H140V87L143 86L142 83L140 84ZM157 81H156V82H157ZM159 81H158V82H159ZM170 81H172V79H170ZM146 82H147V81H146ZM173 82H174V80H173ZM136 83H137V82H136ZM149 83H150V82H149ZM151 83H152V82H151ZM159 84H161V83H159ZM162 84H163V83H162ZM141 85H142V86H141ZM151 85H152V84H151ZM163 85H164V84H163ZM144 86H145L146 88L148 87V85H147V86L144 85ZM156 86H157V85H156ZM165 86H167V85H165ZM242 86H243V85H242ZM133 87H134V86H133ZM145 87H143L141 90H142L145 94H147V92H148L149 90H148V89H144ZM149 87H150V85H149ZM149 87H148V88H149ZM151 87H152V86H151ZM163 87H164V86H163ZM168 87H170V86H168ZM168 87H166V88H168ZM166 88H165V89H166ZM239 88H240V86H239ZM143 89H144V90H143ZM149 89H150V88H149ZM154 89H155L154 87H153V89H151V91H150V95H153L154 93H155L154 95H157L156 92H154ZM165 89L163 88V90H165ZM237 89H238V88H237ZM241 89H242V87H241ZM145 90H146V92H145ZM147 90H148V91H147ZM152 90H153V92H152ZM155 90H156V89H155ZM168 90H169V89H168ZM168 90H167V91H168ZM238 90H239V89H238ZM123 92H124V91H122V94H123ZM139 92H140V91H139ZM143 92H142V93H143ZM151 92H152V94H151ZM161 92H162V91H161ZM234 92H238V91H234ZM98 93H99V92H98ZM142 93H138V92H136V93L132 94V96H133L134 99H135L136 97L138 98L139 96H141L140 94H142ZM144 93H143V94H144ZM169 93H170V92H169ZM172 93H173V92H171V95H172ZM231 93H232V95L236 94V93L233 94V91H232ZM122 94H121V95H122ZM125 94H126V93H125ZM125 94H124V95H125ZM127 94H128V93H127ZM136 94H137V95H136ZM138 94H139V95H138ZM145 94H144L143 96H145ZM159 94H160V92L158 93V96H159ZM224 94H225V96H227V95H228V92L223 93V96H224ZM237 94H239V93H237ZM80 95H81V94H80ZM92 95H93V93H92ZM124 95H123V96H124ZM148 95H149V93H148L145 97H146V98H150L151 96H150V97H147ZM230 95H231V94L228 95L229 98L232 97V95H231V97H230ZM89 96H90V95H88V97H89ZM118 96H120V94H119ZM118 96H117V98H119ZM123 96H122V97H123ZM129 96L131 97V93L129 94ZM129 96L127 97V99L129 98ZM135 96H136V97H135ZM161 96L164 97L163 94H161L160 97H161ZM172 96H175V93H174V95H172ZM225 96H224V99H225V100H223V101H225V103H227V102H229V101H232V100L234 99V97H232L231 99H229V98L226 99L227 97H225ZM122 97H120L121 100H122ZM141 97H142V96H141ZM141 97H139V99H140L139 101L143 102V103L141 104V105H143V106L140 105V107L138 106V108L136 107V109L142 108V109H145L144 111H146V112H147V109H148V111L150 112V110H151V108H152V110H154V112H153L154 114H153V115H152V113L149 114L150 116L152 115V117L149 118V116H148V118L151 119L152 122L155 121L154 123L151 124V123H149V121H148L147 118L145 119L144 116L147 117V115H148L149 112H147L146 114H143L144 111L141 110V109H140V110L143 111V112H140V110H139V111H138V110H133V109H135V106H134V105H136L135 101L137 100V98H136V100H134V99L132 98V99L134 100V102H133V100H131L130 103H132V102L134 103V104L132 103L133 105H131L132 107L134 106L133 109H132V107H131V109L133 110V112H135V111L137 112V111H138L141 115H144V116H143V120H144L145 122L148 121V122H146V124H145L144 121H142V122H144V124L146 125V126H144V125H142V126L147 127V128H148V126H149V128H150V126L152 127V125L154 126L155 124H157V126L155 125L156 128H157V127H158V128L162 127L161 124L164 125L163 123L167 122V121H166L167 119H166L164 116H166L167 113H170V110H171L172 108H174V106L172 107L173 104H172V105H169L168 102L163 101V100L161 101L159 98H156V100H157V99L160 100V101L162 102V104H163V102H165V104L168 103L167 106H163L162 104H160V105H162V106L164 107L165 110H167V109L169 108V106L172 107V108L168 109L167 111L162 110V111H163V112H162L161 110H158V108L160 109V108H163V107H162V106L159 107V106H160L159 103L157 104V103L153 102V101H156V100H153V99H154V96H152V97H153V99H152L153 101H152V102H153L154 104H157L158 106H157V105H155V106L152 105V106L150 107V105L152 104L151 99H150V102H151V103H149L150 105L147 106L148 103L145 102V97H142V98H141ZM152 97H151V98H152ZM156 97H157V96H156ZM81 98H82V97H81ZM98 98H99V97H98ZM120 98H119V99H120ZM161 98H162V97H161ZM165 98H166V97H165ZM84 99H85V98H84ZM84 99H83V100H84ZM93 99H94V98H93ZM123 99H125L126 102L129 100V99L127 100V99L125 98V96H124ZM141 99H142V100H141ZM162 99H163V98H162ZM166 99H167V98H166ZM143 100H144V101H143ZM148 100H149V99H148ZM148 100H147V101H148ZM158 100H157V101H158ZM168 100H169V98H168ZM168 100H167V101H168ZM176 100H177V99H175V101H174V100H173V101L176 102ZM234 100H235V99H234ZM81 101H82V99H81ZM116 101H118V99H117ZM119 101H120V100H119ZM119 101H118V102H119ZM129 101H130V100H129ZM129 101H128V104H130ZM169 101H171V99H170ZM235 101H236V100H235ZM123 102H124V101L122 100L121 102H119V103H120L119 105H118L117 102L114 104L116 110H117V107H118V109L120 108V105H122L121 103H123ZM137 102H138V100H137ZM141 102H140V103H141ZM171 102H172V101H171ZM233 102H234V101H233ZM45 103L47 104L48 101L45 102ZM81 103H82V102H81ZM85 103H86V102H85ZM88 103H89V102H88ZM90 103H91V102H90ZM90 103H89V104H90ZM92 103H93V102H92ZM177 103H179L178 100H177V102H176V106H178ZM221 103H223V102H221ZM48 104H50V103H48ZM116 104H117V105H116ZM123 104H124V103H123ZM126 104H127V103H126ZM126 104H125V105H126ZM128 104H127V105H128ZM138 104H139V103H138ZM138 104H137V105H138ZM145 104H146V105H145ZM228 104H229V103H228ZM230 104H231V103H230ZM85 105H86V104H85ZM92 105H93V104H92ZM99 105H100V104H99ZM125 105H124V106H125ZM127 105H126V106H127ZM174 105H175V103H174ZM114 106H112V107L109 106L108 108L111 107V108L109 109V111H110ZM116 106H117V107H116ZM122 106H123V105H122ZM126 106H125V107H126ZM128 106H130V105H128ZM128 106H127L126 108H129ZM146 106H147V108H146ZM176 106H175V107H176ZM179 106H180V107H179V111L184 110V109H182L183 107H182L180 104H179ZM46 107H47V106H46ZM143 107H144V108H143ZM165 107H168V108H165ZM181 107H182V108H181ZM211 107H212V106H211ZM211 107H210V108H211ZM47 108H48V107H47ZM108 108H107V110H108ZM126 108H125V109L123 108V110H125L124 112H126V110H127ZM149 108H150V109H149ZM153 108H154V109H153ZM180 108H181V110H180ZM214 108H216V107H214ZM49 109H50V108H49ZM81 109H82V108H81ZM85 109H86V108H85ZM90 109H91V108H90ZM95 109H96V108H95ZM113 109H114V108H113ZM131 109L129 108L128 111L130 110V112H132ZM211 109L214 110L213 107H212ZM77 110H78V109H77ZM107 110H106V111H107ZM121 110H122V107H121ZM123 110H122V111H123ZM172 110H174V109H172ZM172 110H171L172 113H173L174 111H175V112H174L172 115H171V113H170V115L168 114V116L177 115V114H175V113H177V112H176V109H175L174 111H172ZM253 110H254V109H253ZM255 110H257V109H255ZM79 111H80V109H79ZM82 111H83V110H82ZM102 111H103V110H102ZM106 111L104 112V114L106 113ZM111 111L113 112L114 110H111ZM122 111H121V112H122ZM157 111H158V115H159L160 117H161L160 113L163 115V116H162V119H165V122H164V120H162V121L158 120V121L156 122L157 118L155 119V116H158V115H156ZM84 112H85V111H84ZM95 112H96V111H95ZM97 112H98V111H97ZM107 112H108V111H107ZM116 112H117V111H116ZM121 112H120V110H119V113H121ZM124 112H123V114L121 113V115H123V117H124ZM130 112H128V113H130ZM151 112H152V111H151ZM155 112H156V113H155ZM159 112H160V113H159ZM252 112H253V111H252ZM114 113H115V112H114ZM114 113H113V114H114ZM178 113H179V112H178ZM211 113H214V111H211ZM248 113H249V112H248ZM256 113H257V111H256ZM82 114H84V113L82 112ZM92 114H93V113H92ZM97 114H98V113H97ZM130 114L132 115V113H130ZM130 114H127V113H126L124 118H126V115H127V117H129ZM133 114H135V115L137 116L136 113H133ZM140 114H138V115H139V116H137L138 118H137V117L135 118V116H133V115H132L133 118H132V116H130L131 119H130V118H129V119L132 120V121H130L128 118H127V119H128L129 121H128V120H125V119H122L123 117L119 114V116L121 117V118L119 117V118H120V121H119V122H120V123L123 122L124 128H125V127H128V128H129V127L131 126L130 129H133L132 127L135 126L134 124H136V123H138V122L140 123L141 120H142V116H140ZM164 114H165V115H164ZM102 115H103V114H102ZM102 115H101V117L103 118V116L105 117V116L108 115V114L106 113L105 115H103V116H102ZM115 115L118 116V113L114 114V116H115ZM245 115H246V114H243L242 116L244 117ZM92 116H93V115H92ZM114 116H113V120H114ZM168 116H166V117H168ZM246 116H247V115H246ZM246 116H245V117H246ZM90 117H91V116H90ZM96 117H97V116H96ZM111 117H112V116H111ZM140 117H141V119H140V120H137V119H139ZM160 117H158V118H160ZM249 117H250V116H249ZM86 118H88V117H86ZM86 118H85V119H86ZM97 118H100V116L97 117ZM106 118H107V117H106ZM153 118L155 119L154 121L152 120ZM168 118H169V117H168ZM110 119H111V118L109 117V120H110ZM115 119H117L116 116H115ZM133 119H136V122H134ZM211 119H213V118H211ZM247 119H248V118H246V120H245V118H241V119H239L240 121L243 120L242 123H244V124H240V123L238 124V122H239L238 119H235V123L237 122V123H236L237 125L234 124V127L236 126L237 131H238V129H240L239 132H240L241 130H243L244 127H245L246 125H247V126L249 125L248 128H250V124H251L252 122H251V123L248 122ZM250 119H251V118H250ZM250 119H249V121H250ZM94 120H95V119H94ZM106 120H107V124H106V125H107V127H108V124H109V126H110V124L113 122V120L111 119V121H112L111 123H109L110 121L108 120V118H107ZM121 120H122V121H121ZM244 120H245L246 122H245ZM96 121H97V120H96ZM116 121H117V120H116ZM116 121H114L113 124H115ZM151 121H150V122H151ZM159 121H160L161 123H159ZM214 121H216V120H214ZM214 121H213V123H214ZM251 121H252V120H251ZM81 122H82V121H80L79 124H80ZM88 122H89V120H88ZM97 122H103V123H104V122H106V121H105V119H104V121H103V119H102V121H101V118H100V121H97ZM125 122H127V123L124 124ZM211 122H212V121H211ZM211 122H209L210 125H208V126H211V127H212V125H213V127H214V124H215V123L213 124V123H211ZM253 122H254V121H253ZM257 122H258V121H257ZM42 123H43V122H42ZM49 123H50V122H48V124H49ZM82 123H84V122H82ZM82 123H81V124H82ZM103 123H102V124H103ZM116 123H117V122H116ZM130 123H132V124L134 123V124H133L134 126H132V125L129 126L128 124H130ZM147 123H149V124L147 125ZM249 123H250V124H249ZM45 124H46V123H45ZM48 124H47V125H48ZM97 124H98V123H97ZM97 124H95L94 127H96ZM117 124H118V123H117ZM117 124H116V127L119 126V124H118V126H117ZM140 124H141V123H140ZM158 124H160V126H158ZM211 124H212V125H211ZM255 124H256V122H255ZM255 124L252 123V125H251L252 128H250L249 131L247 130L248 128H247V126H246V130L244 129L245 132L243 131L242 133L239 134L240 136L236 138V140L238 139V140H240V141L244 139L243 141H244L246 144H245L243 141H241V142H242L241 145L243 146V144H244V145H246V147L243 146V147H244V148H243L242 146L238 145V144H240V143H238V140H237V141L235 140V141L237 142V144H235L236 142H234V139L231 138V139L233 140L232 144H234L235 146H234V145L231 146V141H232V140H231L230 143H229L231 147L228 145V143H227L226 145H228L229 148H232L233 146H234V147H233V149H230V150L227 149L226 151H229L228 153H230V151H231V152L233 151V154H235V153H237V152H239L238 154H240V155H242V154L245 155V154H246V155H245L246 157H247V156L250 157V160H248L249 157L246 158L248 162H249V161L251 162V159L254 158V155H255V154H257V153L254 152V150H255L256 152L259 151L258 153L261 154V165H263V164H264V160H263V159H264V158H263L264 156H262V155H264V153L262 154V152H264V144L262 143V141H260L261 143L256 144V142L258 141V139H256V138H259V136H257V135H258L260 132H261L262 135H263V132L261 131V129L258 128V125H257V129H256V128H255V127H256ZM41 125H42V124H41ZM47 125H42V126H44L43 128H45V127H46V128H50V127H53V125H56V124H55V122H54V124H52V122H51V125H52V126L49 124L50 126L47 127ZM84 125H85V124H83V125H81V126H84ZM87 125H88V124H86V127H87L86 130H88V128H90V127H93L94 123H93V125L90 126V127H88ZM89 125H91V124H89ZM136 125H138L139 127H142V126H140L139 124H136ZM165 125H166V126H170L171 124H166V123H165ZM231 125H232V124H231ZM81 126H80V127H81ZM98 126H99V125H98ZM98 126H97V130H98ZM100 126H101V125H100ZM104 126H105V125H103V127H99V128H100L99 130H101L102 128H103V129H104V128L106 129V126H105V127H104ZM111 126H112V124H111ZM239 126H241L242 129H241V127H239ZM253 126H254V127H253ZM40 127H41V126H39V128H40ZM116 127H115V125L112 126L113 129L116 128ZM122 127H123V126H120V129H119V127H118L116 130H117V131H121V129L123 130ZM164 127H165V126H164ZM164 127H163V128H164ZM171 127H172V125H171L170 127H168V129H167L169 132H170V130H171ZM203 127H204V126H203ZM211 127H209V128L211 129ZM55 128H56V126H55L53 129H55ZM81 128H82V127H81ZM128 128H125V129H128ZM134 128H137V127L135 126ZM153 128H154V127H153ZM153 128H152V129H153ZM156 128H155V130H156ZM166 128H167V127H166ZM199 128H200V127H199ZM253 128L256 129V131H255V129H254L255 132H254V131L252 132V129H253ZM41 129H42V128H41ZM57 129H59V128H56V129H55L56 132H57ZM82 129L85 130V127L82 128ZM82 129H81V133H82V131H83V134H84V130H82ZM94 129H95V128H93V129L91 128L92 131H93ZM113 129H112V131H113ZM125 129H124V131H125ZM169 129H170V130H169ZM176 129H177V128H176ZM194 129H195V128H194ZM206 129H208V128H206ZM44 130H45V129H44ZM47 130H48V129H46V131H47ZM49 130H50V129H49ZM59 130H60V129H59ZM59 130H58V131H59ZM73 130H74V128H73ZM97 130H96V131H97ZM107 130H109V129L107 128L106 130H103L104 133H107V132H105V131H107ZM133 130H134V129H133ZM133 130H132V133H134ZM147 130L149 131V129H147ZM147 130H146V131H147ZM153 130H154V129H153ZM155 130H154V131H155ZM158 130H159V129H158ZM161 130H162V128H161ZM192 130H193V129H192ZM196 130L198 131V128L195 129L194 131H196ZM257 130H259L260 132L258 133ZM38 131L43 132V131H41V130H39V129H38ZM74 131H75V130H74ZM89 131H90V129H89ZM92 131H90V133H87V131H85V132L87 133V134H86V137L88 136V137H87V140H86V137H85L83 134H82V135L80 134L79 136H77V135H76L77 132H70V133H72V135H73L74 133H76L75 135H76L77 137H75V140H78L79 142H80V141H83V140H82V136L85 137V143H86L87 141L90 140V139L88 140V138H91V139H92V137H89V135H88V134H91ZM109 131H111V130H109ZM117 131H115V132L117 133ZM129 131H131V130H129ZM137 131H138V130H137ZM140 131H142L141 133H143V129H142V128H141ZM156 131H157V130H156ZM159 131H160V130H159ZM164 131L169 135V136H168V135L165 134L166 137H169V139L167 138L168 141H170V139H171V137H172L173 135L170 133V134L172 135V136H171V135H170L165 129H164ZM174 131H175V129H174ZM197 131H196V132H197ZM199 131H201V130H199ZM199 131H198V132H199ZM60 132H61V130H60ZM60 132H59V133H60ZM94 132H95V130H94ZM121 132H122V131H121ZM196 132L193 133V134H194V138H192V139H195V141L198 143V142H199V139H198V136H199V135H198ZM246 132H247V134H246V135H247V138L244 137V136H245L244 133H246ZM248 132H249V133H248ZM256 132H257L258 134H256ZM38 133H39V132H38ZM59 133L57 132V135H58ZM68 133H69V132H68ZM95 133H99V131H98V132H95ZM108 133H110V132H108ZM111 133H113V135H110ZM111 133H110V134H106V135H105V134L102 135V130H101V134H99V135H102V137H103V136H109V135H110V137H111L112 139L109 138L108 141H110L111 144H112V141H114V138L117 137V136L114 135V131L111 132ZM118 133H119V132H118ZM136 133H138V132H136ZM152 133H153V131H152ZM158 133H159V132H158ZM158 133H155L156 136H157ZM199 133H200V132H199ZM250 133H252V134H250ZM261 133H260V134H261ZM39 134H40V133H39ZM92 134H93V133H92ZM92 134H91V135H92ZM249 134H250V135H249ZM60 135H61V134H60ZM68 135H69V134H68ZM72 135H71V136H72ZM75 135H74V136H75ZM91 135H90V136H91ZM99 135H97V136L94 137V138H97ZM121 135H122V133H121ZM124 135H126V134H124ZM148 135H149V134H148ZM148 135H147V136H148ZM152 135H154V134H152ZM158 135H159V134H158ZM160 135H161V134H160ZM181 135H182V134H181ZM204 135H205V134H204ZM248 135H249L250 137H248ZM112 136H115V137H112ZM133 136H134V135H133ZM137 136H138V135H137ZM145 136H146V135H145ZM145 136H144V137H145ZM149 136H150V135H149ZM149 136H148V137H149ZM156 136H155V139H156V140L160 138V137L158 138V137H156ZM170 136H171V137H170ZM260 136H261V135H260ZM263 136H264V135H263ZM57 137H59V135H58ZM57 137H54L55 139H53V140H54V141H55V140H56V141H58V140L60 141V140H62V139L64 138L63 136H62V137L60 136L59 138H61V139H57ZM67 137H68V136H67ZM79 137H81V140L79 139ZM118 137H119V136H118ZM118 137H117V139H118ZM138 137H139V136H138ZM142 137H143V136H142ZM148 137H145V139L147 140V143H148V141L150 140V137H151V136H150L149 138H148ZM161 137H162V136H161ZM177 137H178V135H177ZM179 137H180V136H179ZM179 137L176 138V135H174V138H175L176 140L179 139ZM184 137H185V136L182 135V137H180V138H181V139H184ZM206 137H207V136H206ZM52 138H53V137H52ZM69 138H70V137H69ZM76 138H78V139H76ZM103 138H104V139H103ZM103 138L100 137L101 140H99V138H98V140L92 139V141L95 140V143H93V144L91 145L92 147L90 148V147H89L90 145H88L89 148H88V147H87V149L85 148V149H86V152L82 150L85 154L88 152L87 155H88V157H89V160H87V159H88V158H87L86 161L84 160L85 155L82 156L83 158L80 157L79 155H75V160H74V157L72 158V156H71V159H70V160H72L71 162H73V160H74L73 163H69V162L67 161V159H68L67 157H69L70 155L67 156V155H66V152H67L68 149H69V148H68L69 145H72L71 147H73V145L76 144V143L74 142L75 140H74V141H71V142H73V143H71V144L68 145V147H67L68 149L66 148V152L63 153V152H62L63 150H62V151L59 150V152H61V154H64V155L67 156V157H66V156H63V157H62V160H63V161H64V158H65V157L67 158L65 161H67L68 164H67L66 162L64 163V164H66L67 167H68V165H70V164H71V165L73 164V167H74V165L76 166V168H75V167H74V168L76 169L77 172H79V173H77V172H76V173H77V175L79 174V175H78L79 177L81 176V178H80L81 181H82V176H84L83 173H85V174L87 175V178H90V175H91V174H90L89 172H87L85 169L89 170L90 168L92 169V167H93V170L90 169V172H91V173H92V171H94V167H95V170H96L97 172H99V173L106 172V174H104V176L107 175V176H109V178L112 176V177H114V178H113L114 180H115V176L117 175V171L120 173L121 171L123 172V171L125 170V171H124L125 174H123L122 172H121V173L123 174V176L126 175V179H127V177H129L128 175H130L129 172L132 173L131 175H133V172H132L133 169H132V168H133L134 166H135V169H136L137 166L139 167V166L145 164V161H144L145 159L142 160V159L145 157L144 155H146L145 158H146V159L148 158V161H150V160H149L150 155H153V154H151V151H152L155 147L158 148L159 146H156V145H157V144L159 145L160 142L164 143L162 140H161V141L158 140L159 142L156 141L157 143L155 142V140H153L156 144L153 143V144H155V146L153 145L154 148H151L152 145L149 147L148 145H146L147 143L144 144L145 142H144L143 144H142L141 142H139L140 144H137V143H138V142H137V143H136L137 145H135L134 142H135L136 140H138V139H134V140H132V141H134L133 143H132V141H131V142H128V141H130L131 137H130V136H129V137L125 136V137H121V138H122L123 140H125L126 138H130V139H128V141H127V139L125 140L126 144H125L124 142H122V140H121V138H120V141H119V142H117L119 139H118L117 141H115L116 143L113 142V143H115V144H113V147H114V148L112 147L111 144H109L111 148L107 147L108 144L106 145V144H105L106 141H105L104 145H106V147H107V148H106V147H103V140H105V138L107 139L108 137H103ZM124 138H125V139H124ZM163 138H164V136H163ZM174 138H172V140H173ZM200 138H203L202 135H201ZM229 138H230V137H229ZM239 138H241V139H239ZM242 138H243V139H242ZM245 138H246V140H245ZM248 138H249V139H248ZM262 138H264V137H261V139H262ZM65 139H66V137L64 138L63 141H65ZM71 139H73V138H70V140H71ZM110 139H111V140H110ZM115 139H116V138H115ZM132 139H133V137H132ZM142 139L145 140L144 138H142ZM161 139H162V138H161ZM164 139L166 140V138H164ZM196 139H197V140H196ZM204 139H205V138H203L202 140H204ZM208 139H209V138H208ZM208 139H205L204 142H205V141H208V142H209ZM250 139H252V140H250ZM261 139L259 138V140H261ZM143 140H142V142H143ZM146 140H145V141H146ZM151 140H152V138H151ZM172 140H171V142H172ZM176 140H174V141L176 142ZM184 140H185V139H184ZM184 140H182V141H184ZM248 140H249V141H248ZM256 140H257V141H256ZM263 140H264V139H263ZM59 141H58V142H59ZM66 141H67V140H66ZM78 141H76V142L78 143ZM96 141H97V142H96ZM179 141H180V139H179ZM179 141H178V142H179ZM224 141H226V139H225ZM227 141H228V138H227ZM240 141H239V142H240ZM246 141L249 142V143L247 144ZM69 142H70V141L68 140L66 143L68 144ZM89 142L92 143L91 141H89ZM89 142H88V143H89ZM110 142H109V143H110ZM208 142H206L205 144H207ZM228 142H229V141H228ZM258 142H259V141H258ZM263 142H264V141H263ZM74 143H75V144H74ZM80 143H83V142H80ZM85 143H83L82 145H84ZM127 143H128V144H127ZM149 143L152 144L151 142H149ZM149 143H148V144H149ZM162 143H161V144H162ZM197 143H196V144H197ZM222 143H223V141H222ZM86 144H87V143H86ZM86 144H85V145H86ZM132 144H133V145H132ZM150 144H149V145H150ZM164 144H166V143H164ZM172 144H173V143H172ZM172 144L170 145L171 147H172V146H173V147L176 146V143H175V145H174V144L172 145ZM177 144H180V143H177ZM186 144H187V142H186ZM186 144H185V146H186ZM201 144H202V143H201ZM210 144H211V143H210ZM224 144H225V142H224L223 145H222V146H223V150L226 149V148H224V146H225ZM261 144H262V145H261ZM77 145H79V148H82V147H83V146H80L81 144H79V143H78ZM114 145H116V146H114ZM126 145H127V147H126ZM192 145H195V144H192ZM199 145H200V144H199ZM237 145H238V147H237ZM247 145H249L248 148H247ZM259 145H261V146H259ZM56 146H57V145H56ZM56 146H55L54 148H57ZM167 146H168V145H167ZM170 146H169V147H170ZM181 146H182V144H181ZM190 146H191V145H190ZM196 146H197V145H196ZM203 146L206 147L205 145H203ZM208 146H209V145H208ZM218 146H219V145H218ZM160 147H161V148H160L159 150H161L162 147L164 148L165 146L162 145V146H160ZM169 147H165V148H166V149L168 148V151H170V150H171V149H170L171 147H170V148H169ZM197 147H198V146H197ZM210 147H211V145H210ZM219 147H220V146H219ZM225 147H227V146H225ZM240 147H241V148H240ZM52 148H53V147H52ZM52 148H51V149H52ZM75 148H76V146L74 147V149H75ZM149 148H150V149H149ZM157 148H155L154 150L157 151ZM181 148H182V147H181ZM183 148H185V147H183ZM213 148H214V147H213ZM215 148H216V147H215ZM235 148H237V149L239 148V149H238L239 151H238L237 149H235ZM242 148H243V149H242ZM246 148H247V151L245 152ZM249 148H250V149H249ZM251 148H252V149H251ZM17 149H18V148H17ZM22 149H23V148H22ZM76 149H77V150H74V151H76V152L78 151V152H79L78 147H77ZM82 149H84V147H83ZM89 149H90V151H89ZM151 149H152V150H151ZM166 149H165V150H166ZM172 149H173V148H172ZM176 149L179 150V148H176ZM185 149H186V148H185ZM189 149H190V148H189ZM193 149H194V148H193ZM195 149H196V148H195ZM206 149H207V148H206ZM206 149H205V150H206ZM221 149H222V148H221ZM244 149H245V150H244ZM248 149H249L250 151H248ZM253 149H254V150H253ZM14 150H15V149H14ZM20 150H21V149H19V152H21ZM56 150H57V149H56ZM56 150H55V151H54V149H53V150H49L50 152H48V150H47V152L45 151L46 153H44V155L42 156V160H43V162H46V164L48 165L49 169H52L53 165H55L56 163H59V164H57V167L60 166V171H59V169L57 168V170L59 171V174H58L57 176H56V174H57L58 171H57V172H53V170H55L54 167H53V170H52L51 172H47L48 174H50L49 176H51L52 179H55L56 177L58 178V176H60V172L63 173V171H61V170H63L62 167H61L62 165L64 166L63 168H65V165L63 164V162H62L61 164H60L61 161H60V162H56V161H59V160L61 159V158H60L59 160H57V158L60 157V155H58V157H57V155H56V156H53L54 153H59V152L56 151ZM64 150H65V149H64ZM70 150H71V148H70ZM72 150H73V148H72ZM72 150H71V151H72ZM87 150H88V151H87ZM159 150H158L157 152H159ZM163 150H164V149H163ZM181 150H182V152H183V149H181ZM191 150H192V149H190V152H191ZM196 150H197V149H196ZM200 150H201V149H200ZM205 150H204V151H205ZM218 150H219V149H218ZM218 150L215 149V151H218ZM235 150H236V152L234 153ZM2 151H3V150H2ZM5 151H7V149H5ZM9 151L11 152V149H10V150L8 149L7 153L3 151V152H4V157H5V155H6L5 158L7 159V158H10V157L12 156V158H10V159H13V160H14V161H12V163H13V162H16V160H15L14 157H13V155H15V158H16V155H17V152H18V151L16 150V153H15V154H14V152L12 151V152H13V155L10 153V157H9ZM22 151H23V150H22ZM51 151H52V154H53V155H51ZM71 151H69V153H70ZM82 151L80 150V153H81ZM156 151H154V152L152 151V152L154 153V155L157 153ZM161 151H162V150H161ZM184 151H185V150H184ZM197 151H199V150H197ZM197 151H196V152H197ZM201 151H203V150H201ZM213 151H214V150H213ZM220 151H221V150H220ZM226 151L224 152V154H223V153L221 154L222 157L224 158V160L226 159V158L224 157L225 153L227 154ZM241 151H242V153H240ZM252 151H253L254 153H253ZM155 152H156V153H155ZM174 152H175V151H174ZM186 152H187V150H186ZM222 152H223V151H222ZM248 152H251V153H249L250 155L248 154ZM73 153L76 154L75 152H73ZM80 153H78V154H80ZM180 153H181V152H179V154H180ZM200 153H201V152H200ZM200 153H198V154H200ZM213 153H214V152H213ZM219 153H220V152H219ZM67 154H68V153H67ZM70 154H71V153H70ZM74 154H72V155H74ZM140 154H141V156H140ZM142 154H144V155L142 156ZM174 154H175V153H174ZM174 154H173V155H174ZM176 154H177V153H176ZM179 154H178V155H179ZM185 154H186V153H185ZM189 154H190V153H189ZM238 154H237L238 157L236 156L237 158L235 157L236 154H235V155H232V154H231L232 156H230V158L227 156V157L229 158V159L227 158V160L230 161V160L232 159V157L234 156L235 158L233 157V159H235L236 161H237V159L239 158L238 161H240V162L243 161V162H241V163H245L246 161H245L244 159H240V157L243 158V157H245V156H239ZM260 154H258V155L260 156ZM0 155H2L1 151H0ZM7 155H8V157H7ZM18 155H19V154H18ZM20 155H21V153H20ZM20 155H19V156H20ZM87 155H86V157H87ZM137 155L140 156V159H139V160H138L139 157H138ZM148 155H149V156H148ZM154 155H153V158H154ZM214 155H215V154H214ZM217 155H218V154H217ZM229 155H230V154H229ZM136 156H137V161H138V162L136 161ZM218 156H220V154H219ZM2 157H3V155H2ZM2 157L0 156L1 159H2ZM20 157H22V156H20ZM55 157H57V158H55ZM86 157H85V158H86ZM176 157H177V155H176ZM180 157H181V156H180ZM255 157H256V156H255ZM5 158H3V159H5ZM81 158H82L84 161H83ZM127 158H128L129 161L127 160ZM174 158H175V157H173V159H174ZM220 158H221V157H220ZM257 158H258V157H257ZM262 158H263V159H262ZM6 159H5V161H6ZM17 159H18V158H17ZM20 159H21V158H20ZM20 159H18V160L20 161ZM22 159H23V157H22ZM123 159H124V160H123ZM125 159H126V162H127V163L130 162V165H129V164L126 165L127 163H126V164L123 163V165L125 164V166H124L125 169L121 170L122 168H124V167H122L123 165H121V167H122V168H121V167L119 166V164H118L115 160H117V161L120 160V162H121V161H125ZM130 159H132V160L135 159V160L132 161V164H133V165H131V160H130ZM233 159H232V160H233ZM258 159L260 160V158H258ZM258 159H257V160H258ZM24 160H25V161H28L27 158H24ZM70 160H69V161H70ZM227 160H226V162L229 163V161H227ZM235 160H234V161H235ZM259 160H258L257 162L260 164V161H259ZM262 160H263V161H262ZM2 161H4V160H2ZM2 161L0 160V162H2ZM8 161L10 162V160H8ZM8 161H6V162H7V164L9 165ZM22 161H23V160H22ZM135 161H136V163H135ZM140 161H142V163H143V161H144V163L142 164ZM146 161H147V160H146ZM148 161H147V162H148ZM159 161H161V163H162V160H161V159L158 160V162H159ZM222 161H223V160H222ZM238 161H237V162H238ZM244 161H245V162H244ZM255 161H256V159H255ZM39 162H40V161H39ZM54 162H56V163H54ZM133 162H134V163H133ZM147 162H146V164H147V165L149 164V165L147 166V165L145 164V166L147 167V170H146V171L143 169L144 165L142 166V169H141V167H139V168L137 167V169H140L141 171L144 170V172H147V171H148V172H150V174H151V170H153L154 167H149L150 164H151L152 162H151V163H147ZM213 162H214V161H213ZM226 162L224 163V166H225ZM248 162H246V164H248ZM250 162H249V163H250ZM257 162H256V163H257ZM2 163H3V162H2ZM2 163H0V165H3V166H4L5 164H2ZM10 163H11V162H10ZM12 163H11V165L13 166L14 169L19 168V165H21V164L17 163V166H18V167H17V166L14 167V165H13L14 163H13V164H12ZM20 163H21V162H20ZM29 163H30V162H28V164H29ZM111 163H113V164H111ZM121 163H122V162H121ZM137 163H138V165L136 166L135 164H137ZM139 163H141V165H140ZM161 163H160V164H161ZM241 163H240V164H241ZM258 163H257V164H258ZM18 164H19V165H18ZM22 164H24V162H23ZM31 164H32V163H31ZM31 164H29L28 167H23V168H25V170H26V168H27V170H32L33 167H31V169H28V168L31 166ZM39 164H40V163H39ZM83 164H84V166H83ZM152 164H153V163H152ZM162 164H164V163H162ZM211 164H212V163H211ZM211 164H210V165H211ZM231 164H232V163H231ZM231 164H230V166H231ZM234 164H236V166H237V165H238V166L240 165V164H237L236 162H234ZM246 164H245V166H243V165L241 164V166H239V167H243V168H240V169H239V167H234V168H233V167H230V166H229V168H232L231 173H233V172H232L233 169H235L234 172L236 171V169L238 170V172H240L241 169H243V170L241 171L242 173H241V172L239 173V174H240V177H241V175H243V171H246V168L244 169V167H246V166L249 165V167H247V171H248V168H251V167H252V169H253V167L255 166V165H254V166H251L250 164H248V165H246ZM257 164H256V165H257ZM11 165H10V166H11ZM15 165H16V163H15ZM25 165H26V163L24 164V166H25ZM164 165H165V164H164ZM164 165H163V166H164ZM252 165H253V164H252ZM3 166L1 167V170H2V171L4 170V169H3ZM5 166H6V165H5ZM10 166H8V167H10ZM12 166L10 167V169L12 168ZM33 166H35V165L33 164ZM38 166H39V165H38ZM126 166H127V167H128V166H129V167L133 166L132 168H130V169H132V170L128 169ZM165 166H167V165H165ZM233 166H234V165H233ZM250 166H251V167H250ZM259 166H260V165H259ZM8 167H7V168H8ZM35 167H37V165H36ZM35 167H34V168H35ZM67 167H66V168H67ZM73 167H72L71 170H69V169H70V168H69V169H68V170H69L68 172H71V171H72V173H73V172H74V171H73V170H74ZM146 167H144V168L146 169ZM212 167H213V166H212ZM256 167H257V166H256ZM256 167H254L255 170H253L252 172H255V174H256V172H257V173L259 174V172L261 171V169L259 168V169H260V170H259V169L257 168V169L259 170V171H257ZM5 168H6V167H5ZM13 168L11 169V171L13 170ZM20 168H21V167H20ZM20 168L18 169V171L21 170ZM23 168H22V170H24ZM55 168H56V167H55ZM96 168H98V169H100V170H98V169H96ZM126 168H127V169H126ZM148 168H152V169L149 171ZM167 168H168V166H167ZM209 168H210V167H209ZM216 168H217V167H216ZM229 168H224V169L228 170ZM8 169H9V168H8ZM77 169H79L80 171H78ZM111 169H112V171H111ZM214 169H215V168H214ZM224 169H223V172L225 173L224 176H226V174H227V175H230V174H231V173H230V174L228 173L229 171L226 172ZM34 170H35V169H34ZM84 170H85V172H84ZM140 170H139V171H140ZM155 170H156V169H155ZM155 170H153V171H152L153 174L149 175L148 177L151 178L152 175H154V173L156 174L157 170H156V171H155ZM216 170H217V169H216ZM229 170H230V169H229ZM262 170L264 171L263 168H262ZM14 171H17V170H14ZM14 171H13V172H14ZM55 171H56V170H55ZM96 171H95L94 174H98ZM135 171H136V170H135ZM137 171H138V170H137ZM159 171H160V170H159ZM249 171H251V169H249ZM263 171H261V174H262ZM3 172H4V171H3ZM3 172L0 171V173H2V174L5 175V173H3ZM52 172H53V173H52ZM65 172H66V170H65ZM82 172H83V173H82ZM86 172L89 173V175H88ZM108 172H112V174L114 173V174H116V175L113 176L114 174L111 175V174L108 173ZM144 172L142 171V173H144ZM148 172L143 174L144 178H146L145 174H148ZM213 172H214V171H213ZM238 172H235V173H233V174H234V175H236V174L238 175ZM54 173H56V174H54ZM76 173L72 174L73 176H75V177H73V176L71 177L72 180H71L70 178H68V180L70 179L71 182H72V181L74 182V181L76 180V179L74 180V178L79 179V178L75 175ZM80 173H81V175H80ZM137 173H138V172H137ZM142 173H140V174H142ZM244 173H245V172H244ZM2 174H1V175H2ZM51 174H52V175L54 174V175L52 176ZM69 174H71V173H67L68 176H71V175H69ZM82 174H83V175H82ZM92 174H93V173H92ZM94 174H93L91 177L95 176ZM108 174H109V175H108ZM122 174H118L119 176L117 175L118 178L120 179L119 182L121 181V178H122V177H121L120 175H122ZM208 174H209V173H208ZM214 174H216V173H214ZM214 174H211V175L214 176ZM218 174H219V173H218ZM220 174H221V172H220ZM222 174H223V173H222ZM245 174H246V173H245ZM65 175H66V173H65ZM67 175H66V176H67ZM86 175L84 176L85 178H86ZM156 175H158V174H156ZM160 175H161V174H160ZM231 175H232V174H231ZM231 175L228 176V177L226 176L225 178H229V177H231ZM237 175H236V176H237ZM55 176H56V177H55ZM66 176H64V177H66ZM88 176H89V177H88ZM99 176H100V180H101V176H102V174H101V175L98 174V176L96 175L94 178H91V179H93V180H94L93 182H95V181H97V179H98V178H96V177H99ZM133 176H134V175H133ZM136 176H137V174H136ZM206 176H207V174H206ZM206 176H205V177H206ZM213 176H212V178H213ZM216 176H217V174H216ZM220 176H221V175H220ZM232 176H233V175H232ZM238 176H239V175H238ZM238 176H237V177H238ZM33 177H34V176H33ZM45 177H46V176H45ZM45 177H44V178H45ZM51 177H50V178H51ZM53 177H54V178H53ZM84 177H83V178H84ZM120 177H121V178H120ZM124 177H125V176H124ZM148 177L146 178V180H148V181H150V180L153 178V177H152V178L149 180ZM214 177H215V176H214ZM233 177H234V176H233ZM34 178H36V177H34ZM34 178L31 179V180H32V181L34 180V182H35V179H34ZM57 178H56L55 180H57ZM60 178H62V176H60ZM87 178H86V179H87ZM95 178H96V180H95ZM105 178H106V177H105ZM105 178L102 177L101 183H103V181H105V182H106V185H108V184L110 185V183H108V182H111V179H112V178L109 179L110 181H108L107 179L105 180ZM116 178H117V177H116ZM130 178H131V176L129 177V179H130ZM132 178H133V177H132ZM157 178H158V177H157ZM161 178H162V177H161ZM215 178H216V177H215ZM215 178H213V180H215ZM219 178H220V177H219ZM36 179H37V178H36ZM80 179H79V180H80ZM86 179H83V180L85 181ZM136 179H138V181H139V182L137 181V183H139V184H138L139 187H137V189H138V188L141 189V191H140V193L142 194L141 196H143V194H145V193H146L147 191H149V190H151V191L154 190V191L156 192V191H158V190H160V189L162 190V187H165V186H166V185H164V186L161 185V186H160V183H159V184H156L157 182L160 181V178H159L158 181L155 180V179L153 178V180L155 181V183H153V184L151 183L152 185H150V184L148 183V181H146L145 179H144L145 181H143L142 177H141V178H138V177H137ZM141 179H142V180H141ZM206 179H207V177H206ZM206 179L203 180L202 182H204V181L206 182ZM230 179H231V178H230ZM233 179H234V178H233ZM238 179H239V178H238ZM238 179H237V180H238ZM45 180H46V179H45ZM117 180H118V179H117ZM117 180H116V181H117ZM123 180H125V179L123 178ZM123 180H122V181H123ZM153 180H151V182H152ZM161 180H162V181H161V184H162V182H163L164 179H161ZM207 180H208V179H207ZM221 180H223V179H221ZM225 180H226V179H224V181H225ZM61 181H62V179H61ZM63 181H64V180H63ZM63 181L60 182V183L63 184ZM122 181H121V183H122V184H125V183L122 182ZM125 181H126V180H125ZM134 181H135V180H134ZM156 181H157V182H156ZM170 181H171L170 184H171V183H175V182H172L173 180H170ZM208 181L210 182V180H208ZM227 181H228V180H227ZM17 182H19V181H17ZM34 182H33V184H34ZM37 182H38V179H37ZM51 182H52V180H51ZM51 182H49L48 185H50ZM58 182H59V181H58ZM77 182H78V180H77ZM77 182H75V183L77 184ZM82 182H83V181H82ZM113 182H114V181H113ZM113 182H112L111 185L114 187ZM126 182H127V184H129L130 180H129V182H128V181H126ZM164 182H165V180H164ZM205 182H204V183H205ZM232 182H233V181H232ZM232 182L230 181V183H232ZM0 183H1V182H0ZM78 183H79V182H78ZM95 183H96V182H95ZM101 183H100L99 185H101ZM167 183H168V182H167ZM210 183H211V182H210ZM227 183L230 184L229 182H227ZM227 183H226V184H227ZM10 184L13 185L14 183H13V184L10 183ZM20 184H21V182L19 183V185H20ZM116 184H118V183L115 182V186H116ZM119 184H120V183H119ZM133 184H134V183H133ZM163 184H165V183H163ZM168 184H169V183H168ZM1 185H2V184H1ZM1 185H0V186H1ZM4 185H5V184H4ZM37 185H38V184L35 183V186H37ZM39 185H40V183H39ZM51 185H52V184H51ZM78 185H84V182H83V184L80 183V184H78ZM99 185H98V188L101 187V186H99ZM104 185H105V183H104ZM111 185H110V186H111ZM205 185H206V184H205ZM230 185H231V184H230ZM13 186H14V185H13ZM13 186H12V189L15 188V187H13ZM93 186H94V185H93ZM119 186L122 187V185H119ZM132 186H133V185H132ZM132 186H131V187H132ZM136 186H137V185H136ZM9 187H10V185H9ZM9 187H7V188H9ZM33 187H34V186H33ZM102 187H103V185H102ZM117 187H118V186H117ZM117 187L114 188L116 191H115L114 189H113V190L115 191V193L117 194V196H120L121 199L124 200V201H122V204H123V203L126 201L127 198L124 197V194H125L124 192H122V193L117 192V190H119V189H117ZM121 187H120V188H121ZM125 187H126V186H125ZM125 187H124V188H125ZM133 187H134V186H133ZM168 187H169V186H168ZM229 187H230V186H229ZM0 188L4 189V191H6V189H7V188H3V185H2V187H0ZM10 188H11V187H10ZM47 188H51V186H49V187L47 186ZM60 188L62 189L63 186L60 185ZM95 188H97V187H95ZM110 188L112 189V187L105 188V191H103V192H106V189L108 190V189H110ZM122 188H123V187H122ZM124 188H123V189H124ZM126 188H128V187H126ZM171 188H173V187L170 186L169 188H167V191H168V189H171ZM175 188H176V187H175ZM18 189H19L20 192L22 191L21 188H17V189L15 188V189H14V193H16L17 196H19L18 193H20V192L18 191ZM31 189H32V188H31ZM37 189H38V188H36V191H37ZM100 189H101V188H100ZM102 189H104V188H102ZM102 189H101V190H102ZM123 189H122V190H123ZM225 189H228V187L225 186ZM225 189H224V187H223V190H225ZM231 189H233V188H231ZM7 190H8V192L6 191V194L8 195V193L10 194L9 191H11V190H9V189H7ZM15 190H17V191H15ZM38 190H39V189H38ZM128 190H130V188H129ZM128 190H127V191H128ZM164 190H165V188H164ZM171 190H173V189H171ZM229 190H230V189H229ZM233 190H234V189H233ZM1 191H2L3 194H5V192H4L3 190H1V189H0V194H1ZM39 191H40V190H39ZM41 191H42V192H40V193H43V190H41ZM109 191H110V192H109ZM120 191H121V189H120ZM124 191H125V190H124ZM173 191H174V190H173ZM11 192H13V191H11ZM25 192H26V191H25ZM29 192H30V191L26 192L25 195H26V196L29 195V194H28ZM33 192H34V191H33ZM171 192H172V191H171ZM225 192H226V190H225ZM225 192H224V193H225ZM227 192H228V191H227ZM231 192H232V191H231ZM235 192H236V191H235ZM235 192H233V193H235ZM14 193H13V194L11 193V195H14ZM23 193H24V191H23ZM23 193H21L20 195H22ZM30 193H31V192H30ZM34 193H35V192H34ZM40 193L37 192L38 195H39ZM108 193L112 194V193H111V190H108ZM169 193H170V192H169ZM3 194L0 195V217H1V218H0V221H1V222H0V227H1L2 224H3L2 229H3V231H4V230H5L4 228H6V226H8V225H7L8 223L6 222L5 219L8 220V218L13 214V213L11 214L10 212H11V209H12V204L15 205V204H14V203H15L14 201H16V205H15V207L13 206L14 208L12 209V211H14V209L16 210V207H18L17 204L19 205V203H17V202H20V203L22 202V204H23L22 209H24V207H26V204H25V206H24L23 201H18V200H21L22 198L24 199L25 196H23V197L21 196V198L18 197V198H19L18 200H16L17 198H16V199L14 198V200H12L13 197H11L10 195H8V196H10L11 201L14 202V203L11 202V203H12V204H10V205H11V206H10L11 208H9V207H7L6 205L8 204V206H9L8 201L10 202V200H9L10 198L7 197V198L5 199L4 197H6L7 195L5 194L6 196H5V195L3 196ZM31 194H32V193H31ZM106 194H107V193H106ZM116 194H115V197H116V199H117ZM170 194H171V193H170ZM181 194H182V193H181ZM230 194H231V193H230ZM231 195H233V194H231ZM253 195H254V194H253ZM253 195H251V196H253ZM17 196H15V197H17ZM41 196H42V198L44 197L43 195H41ZM125 196H126V195H125ZM129 196H130V195L128 194L127 197H129ZM226 196H227V194H226ZM226 196H225V194H224V197H226ZM241 196H242V195H240V198H243V196H245V195H243L242 197H241ZM255 196H256V198L258 197V198H260L261 201H263V200H262L263 198L261 199V196L259 195V196H260V197H259V196H258V193H257V195L255 194V195L253 196V197H254V200L256 199ZM27 197H28V196H27ZM39 197H40V196H39ZM39 197H38V199H39ZM120 197H118V198H120ZM131 197H132V196H131ZM228 197H229V196H228ZM247 197H248V196H247ZM8 198H9V199H8ZM47 198H48V197L46 196V197H45V201L47 200ZM125 198H126V199H125ZM129 198H130V197H129ZM229 198H231V197H229ZM229 198H227V199H229ZM234 198H235V196H234ZM238 198H239V197H238ZM251 198H252V197H249V199H251ZM43 199H44V198H43ZM109 199H111V198H109ZM130 199H131V198H130ZM130 199H129V200H130ZM225 199H226V198H225ZM236 199H237V198H236ZM236 199H234V200L236 201ZM244 199H245V197H244ZM246 199H247V198H246ZM249 199H248V200H249ZM252 199H253V198H252ZM252 199H251V200H252ZM7 200H8V201H7ZM52 200H53V199H52ZM114 200H115V198H114ZM118 200H120V199H118ZM118 200H115V201L117 202ZM222 200L225 201L224 199H222ZM251 200H250V201H251ZM47 201H49V200H47ZM47 201H46V202H47ZM50 201H51V200H50ZM57 201H58V200H57ZM57 201H56V202H57ZM127 201H128V199H127ZM228 201H229V200H228ZM240 201H241V200H240ZM245 201H246V200H245ZM250 201H249V202H250ZM6 202H7V204H6ZM42 202H43V201H42V199H41V201L38 202L37 207H38V206L41 207L42 205H45V204H44L45 202H44L43 204H42ZM56 202H55V203H56ZM116 202H115V203H116ZM118 202H119V201H118ZM226 202H227V201H226ZM226 202H225V203H226ZM230 202H232V201H230ZM236 202H237V201H236ZM242 202H243V200H242ZM247 202H248V201H247ZM247 202H246V203H247ZM48 203H51V202H48ZM53 203H54V202H53ZM174 203H175V202H174ZM177 203H178V202H177ZM246 203L243 202V204H246ZM22 204H20L18 208H20V206H21ZM39 204H40V205L42 204V205L40 206ZM109 204H110V203H109ZM113 204H114V201H113ZM122 204H121V205H122ZM128 204H129V202H128ZM150 204H151V203H150ZM172 204H173V203H172ZM221 204L224 205V202H223V203L221 202ZM221 204H220V205H221ZM230 204H231V203H230ZM232 204H233V203H232ZM237 204L240 205V206H242L241 204H239V201H238ZM237 204H235L233 207H232V205H231V208L235 209L234 211H236ZM46 205H47V204H46ZM114 205H116V206L119 205V207H120V204H118V205H117V204H114ZM159 205H160V204H159ZM168 205H169V204H168ZM220 205H219V208H220V207H223L222 205H221V206H220ZM225 205H226V204H225ZM27 206H28V205H27ZM31 206H32V205H31ZM122 206H125V204L122 205ZM122 206H121V207H122ZM126 206H127V202H126ZM140 206H141V204H139V208H140ZM143 206H144V204H143ZM146 206H147V205H146ZM153 206H155V205H153ZM153 206H152V207H153ZM157 206H158V205H157ZM162 206H163V205H162ZM176 206H178V205H176ZM214 206H215V204H214ZM227 206H228V204H227ZM235 206H236V207H235ZM240 206H238L237 209H238ZM29 207H30V206H29ZM35 207H36V206H35ZM37 207H36V208H37ZM144 207H145V206H144ZM152 207H151V209L148 210V212L150 211L149 213L157 215V219H158V217H162V218H160L159 220L156 219L157 222H155V220H154V222L159 224L158 221H160V224H161L162 226L165 227L166 225H164V224H165L166 221H168L167 218H166V215H167L166 212H167V207H168V206L165 208L166 211L163 210V211H165V218H166V220H165L164 216L162 215V212H163V211H162L161 208H163V207H159L161 210H160L159 208H158L159 210H156L157 207H156V208L154 207V209H155L156 212H157V211H159V212L162 211L161 214H160V213L157 214V213H153V212H151L152 210H154V209H152ZM215 207H216V206H215ZM225 207H226V206H225ZM229 207H230V205H229ZM234 207H235V208H234ZM242 207H243V206H242ZM26 208H27V210H28V207H26ZM30 208H32V207H30ZM47 208H48V207H47ZM141 208L144 209L142 206H141ZM146 208H147V207H145V209H146ZM148 208H150V205H149ZM148 208H147V209H148ZM171 208H173V207H171ZM212 208H214V207H212ZM243 208H244V207H243ZM243 208L240 207V210H241V209L243 210ZM9 209H10V211H9ZM41 209H42V208H41ZM41 209H40V211H41ZM142 209H141V210H142ZM179 209H180V208H179ZM221 209H222V208H221ZM233 209H230L229 211H233ZM19 210H20V212H19L18 209H17L18 214L20 213L19 215L17 214L16 211H14V212H15L14 214H17V216H21V215L23 216V215H25L26 213H28L29 211H31V210H28V212L26 211V213L24 214L25 210L21 211V208H20ZM169 210H170V208H169ZM169 210H168V212H169ZM176 210H177V208H176ZM238 210H239V209H238ZM34 211H35V208H34ZM34 211H33V212H34ZM37 211H39V210L37 209ZM44 211H45V210H44ZM44 211L42 210L41 213H43ZM123 211H124V210H123ZM146 211H147V210H146ZM155 211H154V212H155ZM172 211H173V209H172ZM180 211L182 212V210H180ZM217 211H218V210H217ZM220 211H221V210H220ZM224 211H226V210H224ZM227 211H228V209H227ZM229 211H228V212H225V213H222L223 216H224V215H227V216L229 215L230 218H231L232 216H231L230 214H233V213H230ZM234 211H233V212H234ZM249 211H250V210H249ZM8 212H9L10 214H8ZM21 212H23V213L21 214ZM125 212H126V210H125ZM143 212L145 213V211H143ZM237 212L243 214L244 211H243V212L237 211ZM29 213H30V212H29ZM34 213H35V212H34ZM34 213H32V215H33ZM37 213H38V212H37ZM41 213H40V214H41ZM86 213H87V212H86ZM115 213H117V211H116ZM123 213H124V212H123ZM127 213H128V212H127ZM149 213H148V214H149ZM227 213H228V214H227ZM229 213H230V214H229ZM14 214H13V215H14ZM118 214H119V213H118ZM175 214H176V212H175ZM175 214H174V215H175ZM216 214H217V213H216ZM218 214H219V211H218ZM220 214H221V212H220ZM234 214H237V213L234 212ZM234 214H233V215H234ZM9 215H10V216H9ZM13 215H12V217H13ZM32 215H30V216H32ZM94 215H95V213L93 214V212H89V211H88L87 216H86V218H85V219H86V223H91V224H93L92 222H94L95 219H96V220L98 219V217L95 218ZM115 215H116V214H115ZM121 215H122V214H121ZM125 215H126V216L129 215V213H128V214L125 213ZM143 215H147V213H146V214H143ZM149 215H150V214H149ZM155 215H154V216H155ZM158 215H160V216H158ZM161 215H162V216H161ZM172 215H173V214H172ZM213 215H214V214H213ZM243 215H244V214H243ZM243 215H242V216H243ZM8 216H9V217H8ZM28 216H29V214H26V216H25L26 218H25V219H29V218H30V219H29L30 222L33 223V220H31V218L33 219V217H35V216H37V215H36V213H35V216H33V217H30V216H29V218H27ZM117 216H118L117 219H119V215H117ZM117 216H116V217H117ZM168 216H169V215H168ZM223 216H222V217H223ZM237 216H239V214H238ZM237 216H235V218H236ZM245 216H246V215H245ZM2 217H3V219H2ZM6 217H7V218H6ZM15 217H16V216L14 215L13 220H11V217L9 218V219L11 220V222L13 221L12 223H14V221H15V220H14ZM215 217H216V220H217L218 215H216ZM215 217H214V218H215ZM220 217H221V216L219 215V218H220ZM246 217H247V216H246ZM17 218H18V217H17ZM17 218H16V219H17ZM20 218H21V217H20ZM120 218H121V217H120ZM125 218H126V217H125ZM150 218H151V215H150ZM154 218H155V217H154ZM154 218H153V219H154ZM169 218H170V217H169ZM211 218H213V217H211ZM243 218H244V217H243ZM21 219H22V218H21ZM21 219H20V220H21ZM25 219H23V220L25 221ZM151 219H152V218H151ZM162 219H163V220H162ZM170 219H171V218H170ZM170 219H169V220H170ZM225 219H227V217H226ZM225 219L223 218V220H222V219L220 218V219L218 220V222L221 223V222H223ZM4 220H5V221H4ZM20 220L18 221V219H17V221L19 222V224L22 222V221H20ZM171 220H172V219H171ZM214 220H215V219H214ZM216 220H215V222H216ZM220 220H222V221H220ZM229 220H230V219H229ZM232 220H234V219H232ZM8 221H9V220H8ZM24 221H23V222H24ZM26 221H27V220H26ZM26 221H25V222H26ZM119 221H120V220H119ZM161 221H165L164 224H162ZM211 221H213V219H212ZM4 222H5L6 226H4ZM15 222H16V221H15ZM25 222H24V223H25ZM95 222H97V221H95ZM175 222H176V220H175ZM218 222H217V223H218ZM231 222H233V221H231ZM240 222H241V221H240ZM240 222H239V224H240ZM27 223H28V222H27ZM32 223H31V224H32ZM166 223H167V222H166ZM217 223H216V226H217ZM246 223H248V222L246 221ZM14 224H16V223H14ZM14 224H12V226H13ZM91 224H90V225H91ZM95 224H96V223H94V225H95ZM103 224H104V223H103ZM160 224H159V225H160ZM213 224H215V223H213ZM221 224H222V223H221ZM221 224H220V227H222ZM225 224H227V225L231 224V225H232V223H229V224H228V222L225 223ZM234 224H235V221H234L233 225H234ZM21 225H22V223H21ZM159 225H158V226H159ZM223 225H224V223H223ZM227 225H226V226H227ZM235 225H236V224H235ZM22 226L25 227L24 225H22ZM105 226H106V225H105ZM105 226L103 225V227H102V225H101L102 228H104ZM184 226L187 227L186 224H185ZM224 226H225V225H224ZM224 226L222 227L223 229H224ZM242 226H243V224H242ZM3 227H4V228H3ZM13 227L17 229V227H15V226H13ZM13 227H11V228H13ZM159 227H160V226H159ZM220 227H219V228H220ZM229 227H230V226H229ZM235 227H236V226H235ZM243 227H245V226H243ZM160 228H162V227H160ZM217 228H218V227H217ZM237 228H238V227H237ZM237 228H235V229H237ZM241 228H242V227H241ZM2 229H1V232H2ZM16 229H15L14 231H16ZM100 229H101V228L99 227V230H100ZM104 229H108V230H109L108 227H107V228H104ZM226 229H229V228L226 227ZM226 229H225V230H226ZM9 230H10V229H8V231H9ZM110 230H111V228H110ZM110 230H109V231H110ZM159 230H160V229H159ZM166 230H168V229L163 228L162 232H164V234L167 232V234H165V236H166V235L169 236V235H170V234H169L170 232L168 233V231H166ZM191 230H192V229H191ZM196 230H197V229H196ZM220 230H221V229H220ZM225 230H224V231H225ZM12 231H13V229H12ZM101 231H102V230H101ZM165 231H166V232H165ZM224 231H223V233H222V231H221L220 233H222V234H221V235L219 234V235L222 236V235L224 234ZM1 232H0V233H1ZM72 232L74 233V235H76L74 231H72ZM104 232H105L107 235L109 234V233H107V232H108L107 230H104ZM104 232H103V234H105ZM112 232H113V230H112ZM194 232H196L195 234L198 233V232L195 231V230H193V232L191 231L192 234H193ZM4 233H5V231H4ZM9 233H10V231H9ZM98 233H100V232L98 231ZM218 233H219V232H218ZM225 233H226V232H225ZM5 234L8 235V232L5 233ZM18 234H19V233H18ZM18 234H17V237H16V234L14 233V236H15L14 238H15V239H16V238L18 239ZM71 234H72V233H71ZM101 234H102V232H101ZM106 234H105V236H107ZM110 234H111V233H110ZM164 234H163V235H164ZM168 234H169V235H168ZM187 234H188V233H187ZM187 234H186V235H187ZM227 234H228V232H227ZM163 235H162V236H163ZM219 235H218V236H219ZM225 235H226V234H224V236H225ZM8 236H9V235H8ZM8 236H7V238L9 239ZM109 236H110V235H109ZM190 236H191V235L188 234V237H190ZM194 236H198V234H197V235H194ZM215 236H216V235H215ZM226 236H227V235H226ZM191 237H192V236H191ZM0 238H1V237H0ZM19 238H20V236H19ZM72 238H73V236H72ZM213 238H214V237H213ZM213 238H210V240H211V239L213 240ZM219 238H222V237H219ZM5 239H6V238H5ZM236 239H237V238H236ZM240 239H241V238H240ZM10 240H11V237H10ZM10 240H8V241H10ZM19 240H20V239H18V241H19ZM208 240H209V239H208ZM210 240H209V242L212 243V241H210ZM215 240H216V239H215ZM215 240H214V241H215ZM221 240H222V239H221ZM221 240L218 239V242H220ZM233 240H234V239H233ZM247 240H248V239H247ZM6 241H7V239H6ZM6 241H5V242H6ZM11 241H13V239H12ZM18 241L16 240L17 243H19ZM22 241H23V240H22ZM160 241H162V239L159 240V244H157L158 246L156 245V250H160V248L163 247V245H165L164 240H163L162 242H160ZM16 242H15L14 244H16ZM69 242H70V241H69ZM69 242H68V243H69ZM71 242H73V241H71ZM71 242H70V243H71ZM243 242H244V241H243ZM74 243H77V244H78L79 242L74 241ZM74 243H73V244H74ZM213 243H214V242H213ZM215 243L217 244V241H216ZM236 243H237V242H236ZM10 244H11V243H10ZM209 244H210V243H209ZM219 244H220V243H219ZM219 244H218V245H219ZM78 245H80V243H79ZM205 245H206V246H209L208 243H206ZM236 245H237V244H236ZM14 246H15V245H14ZM17 246H18V245H17ZM75 246H76V244H75V245H72V246H70L69 244H68V246H67V244H66L65 247H67V248H66V249L64 248L65 250L63 249V250H62L63 252L61 251L62 253H60V255H59V256H61V258H62V261H61L62 264H82V263H83V264H87V258H86V261H85V257H84L85 255L83 256V254H82V253H84V250L86 249V247H84V249L81 250V249H79L77 246H76V247H75ZM206 246H204V248H205ZM211 246H212V245H211ZM219 246H220V245H219ZM15 247H16V246H15ZM74 247H75V248H74ZM81 247H83V246H81ZM214 247H215V246H214ZM217 247H218V246H217ZM209 248H210V247H209ZM206 249H207V248H206ZM108 250H109V249H107V251H108ZM112 250H113V251H116V249L114 250V248H112V249L110 250V252H107V253L101 254V255H104V257H106V259L102 256V258L99 259V260L101 261V262L99 263L98 258H97L96 260H97L98 262L96 263V260H95V264H112V262L115 260L114 257H117V256H118V255H116L115 253H113ZM215 250H218V249H215ZM215 250H213V251H215ZM219 250H220V249H219ZM4 251H5V250H4ZM5 252H7V251H5ZM87 252H89V250H88ZM97 252H98V251H97ZM118 252H120V251L118 250ZM263 252H264V251H263ZM85 253H86V252H85ZM112 253H113V254H112ZM121 253H122V250H121ZM121 253H118V254L121 255ZM86 254H88V253H86ZM105 254H106V255H105ZM114 254H115L116 256H115ZM101 255H100V256H101ZM261 255H262V252H261ZM263 256H264V255H263ZM86 257H87V256H86ZM118 258H119V257H118ZM118 258H117V259H118ZM117 259H116V260H117ZM120 259H121V258H120ZM261 259H262V258H261ZM263 259H264V258H263ZM116 260H115V261H116ZM122 260L125 261V259H122ZM82 261H83V262H82ZM120 261H121V260H120ZM261 261H262V260H261ZM116 262H118V260H117ZM116 262H115V263H116ZM121 262H122V261H121ZM121 262H120V263H121ZM125 262H126V261H125ZM118 263H119V262H118ZM118 263H117V264H118ZM120 263H119V264H120ZM123 263H124V262H123ZM123 263H122V264H123ZM93 264H94V263H93ZM113 264H114V262H113ZM124 264H125V263H124Z\"/></svg>", "mask_w": 264, "mask_h": 264}]
</instances>
